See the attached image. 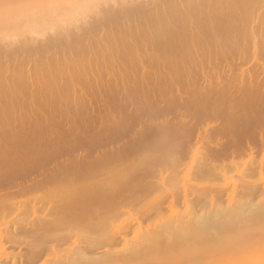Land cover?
<instances>
[{
  "label": "bare ground",
  "instance_id": "6f19581e",
  "mask_svg": "<svg viewBox=\"0 0 264 264\" xmlns=\"http://www.w3.org/2000/svg\"><path fill=\"white\" fill-rule=\"evenodd\" d=\"M5 1H7V0H5ZM5 1L0 0V5H2V7L0 6V8L4 9V6H5L4 11H1V9H0V43L1 44L2 43H9V47H10V44H13V46H14V44H16L18 47L17 48L15 46L17 48L15 51H11L12 49H9V48L3 49V51L9 49L8 51L15 53V54H13V53L11 54L14 56V58L11 56H8L10 54H8L9 52L6 53L7 51H5V53L3 52L4 53L3 56H5V57L8 56V58L6 57L7 60H5L6 59L5 57H3V59H1V54H0V94L2 91V94L0 96L4 97L0 100H3V99L6 100L7 99L6 97L10 96L9 99L6 100L7 104H8V102L10 104V102L12 101L13 96L11 97V94L16 92V88H15L14 92H10V91L7 92L6 91L5 93L1 89L3 88L4 84L9 85V86L11 85L10 87H12L13 85L16 87L21 82H23V81L25 82V79L21 78L24 74H28L27 77H28L29 81L31 80V82H32L31 94H34V95L30 94V91L28 90L29 88L27 89L28 86H26V82H25V83H22V84H25V86H23L22 84L21 85L23 87H19L21 85L17 86V88L19 87L18 88L19 90H17L18 96L20 95L19 93L23 92L24 94L22 93L20 96L23 95L24 97H26V99L29 100L30 97L28 98V96L31 95V97L32 96L33 97L30 100L34 104L36 99H38L37 101H39V99L42 100L44 96L50 95L49 97L51 99L48 98L47 103H49V105H50L53 102V105H54L53 109H55V111L57 108V103L60 102V104H58L60 106V110H66L67 111L69 109L73 110V108H74V110L72 112L75 113L77 111L76 113H78V114L82 112V109H84V107L86 109L88 104L92 102L91 97H93L92 96L93 94L96 95L97 93L101 92L98 90V89H100L99 85L106 83L105 85H107V87L104 86L105 89L110 88V89H108V92L104 91L102 94L111 93L112 91H114L113 90L114 88L118 89V90L119 89H125L128 86H134V88H135L136 87L135 84H138L140 86L142 84V82H144L146 80V79L143 80V78H142V80L139 83L138 80L141 79V78H139V75H142V77H144V78L152 76V77L158 78L159 81L162 78L167 77V76L170 77L171 80L175 79V81H177L176 79H178V81L179 80L181 81L184 78V75H186V78H192L193 75L196 74L197 76L195 75L196 77L194 76V79H198V78L201 79L202 78V82L205 83V84L202 83L200 80V82L202 84H204V85H200L201 87H199V88L203 89L202 91H201V89H199L202 93L200 91H198V92L195 91L196 90L195 88H197L198 86L195 85L197 81L194 80L193 85L197 86V87L194 88L195 90H193V94L195 93L194 96H196V97L193 96L194 99H192L193 97L191 96L193 103L191 101H190L191 104H189L190 103L189 101L184 102V103H186V105H189L190 108L195 107L192 109V110L196 109L195 111H197L195 117L199 116L198 115L199 114L198 108L196 106L197 105H198V107L200 106L199 107V109H201L200 115L201 116L206 115V117H204L206 119L209 117V114H214V113L219 114V112L221 114V110L223 112L224 109H225V114L228 115L227 109H230L233 105L235 106V104H237V102L241 106H239V104H238L235 108H237V107L243 108V106L246 104L245 102L247 100H250L251 102H253L255 99L259 98L260 95L257 96L258 94H261V95L264 94V93L262 94L260 84L257 80L258 75L256 76V78L255 77L252 78L251 74L248 73V75L250 77V80H249V78L246 77L247 73L245 72V71H247V69H246L247 67L245 68L246 69L245 71H241L239 69L240 66L242 65L239 62H241V61L247 62L250 60V59H248V57H250V58H252V60H254L256 62V64H258L260 66V69L262 71V75H264V62L261 61V56H262V60H264L263 59L264 58V0H19L18 1L19 5H17L18 3L16 2L17 7H14V5H13V2L16 0H14V1L11 0V2H12L11 5H13V6H6L7 4H9V1H7L8 2L7 4H5L6 3ZM39 37L40 38L42 37L41 38L42 40L40 39L41 41L38 40ZM36 40L40 42V45H39V42H36V43H38V45H35V44L32 45V43H34ZM61 41H63V44H64L63 46H60L61 44L59 45V42H61ZM3 45H5V44H2V46ZM25 45H29V46L25 49H22V47ZM3 47H6V45ZM32 47H35V49L38 48L35 51L37 57L29 60V62H28L29 66L27 65L28 67H26L25 66L26 64L24 63V66H25L24 67L22 65V63L20 64L21 61L18 59L20 56L19 54H20V52H24V50L32 49ZM13 49H14V47H13ZM0 50L2 51V49H0ZM16 53H19V54H16ZM250 54L252 57L250 56ZM9 57H11L10 58L11 60H8ZM4 60L7 62L13 63V66H12L13 68L11 70L9 69V66H8V69L4 67L5 66ZM7 62H6V67L8 64ZM116 63L120 64L119 68L115 67ZM146 63H147V65H146ZM247 63L250 64L249 62H247ZM2 64H4V66ZM20 65H22V66H20ZM1 67H4V71L1 70L2 69ZM196 69H197V72H195ZM238 69H239V71L246 73L245 77L248 78V80H249L248 83L250 84V85L248 84L250 86V87H248V88H250L249 90L246 87V86H248V85H246V83H245V85H246L245 87L247 88V90L244 89L245 88L244 84H243L244 88L242 87V85L239 88L236 86L238 81H240V78H238V77H237L238 79L236 78V76H238V74H237ZM109 70H110V72H109ZM103 71H106L108 74H105L106 72H103ZM111 71H113L112 72L113 75L112 74L109 75V73H111ZM115 71L118 72L117 75H116ZM139 72H141V73H139ZM114 74L116 75L115 77H113ZM127 74H129L128 77L131 74V78L134 75L133 76L134 78H132V79L130 78L131 80L135 81L134 85H133L131 80L129 81L128 77H127L128 82L125 79V76H127ZM242 74L243 73H241V76H242ZM106 75L110 76L107 78H108V80H111V81L106 82V79H107ZM117 76H118V78L120 76V79H117ZM181 76H183V78ZM95 77H97V78H95ZM99 77H100V79H98ZM102 77L105 79H103ZM121 77L124 78V80ZM136 77H138L139 79H137ZM179 77L182 79H179ZM225 77L226 78L229 77V79L228 78L226 79ZM234 77L236 78V80H238L237 83L233 82L235 80ZM93 78H94V80L92 81ZM101 78L103 79V81L105 80V82L102 81L103 82L102 83ZM112 78H113V80H112ZM114 78L119 80L121 82L120 83L121 85L118 84V82L116 83V80H114ZM223 78H225L224 81H223ZM231 78H233L234 80ZM96 79L100 80L101 83L97 82ZM214 80H217V81L214 82ZM18 81L20 83H18ZM136 81H137V83H136ZM146 81L147 82L151 81L153 84L156 83V82H153L152 78H150V79L148 78ZM146 81L144 82V84L145 83H146V85L149 84V85H151L150 87L153 86L152 84H150L151 82L147 83ZM175 81H173L174 84H175ZM108 82H110L111 84L108 85ZM181 82H180V84H181ZM244 82H247V81L244 80ZM93 83H97V84L100 83V84L98 86H96L97 84H94V86H95V88H97L98 92L96 91V93L94 92L92 94L90 92V90L87 91L88 92L87 94L89 95L88 99H90V101H91V102H89V100L87 99L88 95H87V97H85V99L88 101H86L83 98L86 95L85 90H88L89 88H91V90H92ZM112 83L113 84L116 83V85H118L117 88L115 87L116 85L114 86ZM127 83H131L132 85L131 84L127 85ZM158 83H159V86L157 85ZM158 83H156L155 85H157L159 88L154 85V88L151 90V88L149 86H147V91L144 92V94L148 93V91H150V90H151V92H153L155 89H156L155 91H158V90L163 89L165 87V82H163V84H162V85H164V87L160 85L161 81ZM178 83H176V84H178ZM76 84H77V87L79 86L78 88L76 87ZM122 84L124 85V88L121 87ZM103 85L101 86L102 89L104 88ZM138 85H137V87H138ZM143 85H141L139 87L140 89H138V88H135V89L136 90L138 89L143 93V91L146 90V88H145L146 85H144L145 87ZM184 85H186V84H184ZM184 85H182V86H184ZM191 85H192V83H191ZM238 85H239V83H238ZM110 86L113 88L112 90H111ZM142 86L145 88L143 91L141 90ZM160 86H161V88H160ZM166 86H168V85L166 84ZM188 86L186 85L182 88H185V87L187 88ZM234 86H236L238 89L235 88ZM23 88H24V91H23ZM72 88H74V89H72ZM80 88L85 89V90H83L85 92V94L82 92L84 94L83 97H81L82 95H79V93H81V91L77 90ZM128 88L125 91L127 92L128 90H130V94L133 93V92H131V89H128ZM149 88H150V90H149ZM12 89H14V88H12ZM102 89H100V90H102ZM20 90H22V92H19ZM26 90L28 91V94H26L27 93ZM109 90H110V92H109ZM190 90H192V89H190ZM197 90H198V88H197ZM72 91L74 93L76 91H79V93L76 92L75 94H77V96L79 95L81 97V99L79 96H78V98L80 100H78V98L75 99L74 97L70 98V96L73 94ZM117 91L112 93L111 95H112V97H114V98H112L113 101L115 99L116 101H114V102H116V105L118 106V104H117V102H118L117 97L118 96L115 94L120 93V92L119 91L117 92ZM123 91L121 93H123ZM164 91H166V90L163 89V91H159L158 95ZM235 91L239 92V93H237V94H239V96L234 95L236 93ZM67 92L69 93V95L67 94ZM89 92L91 93V95L89 94ZM184 92H187V91L185 90ZM199 92H200V94L196 95V93H199ZM8 94H9V96H8ZM100 94L95 96V98L97 97L96 100L94 97L92 98L93 101H96L97 103H99V106H100V102H99L98 98H99ZM128 94H126V95H128ZM144 94H142V95L144 96ZM162 94H160V95H162ZM191 94H192V92H191ZM113 95H115L117 97H115ZM228 95H231V98L230 97L226 98ZM232 95H234L235 97L233 96V98H232ZM134 96H135V94H134ZM143 96H141V97L145 100L144 97H147L148 95H146L144 97ZM177 96H179V94H177ZM240 96H243V98L245 100V102L243 101L244 103L241 100H239V98L240 99L242 98ZM256 96H257V98H256ZM101 97H102V100H100L102 103L101 107H104V106L107 107V105L110 106V104H108L107 100L106 99L104 100L103 95ZM101 97H100V99H101ZM106 97H107V95H106ZM108 97H110V96H108ZM130 97L133 98L132 96H130ZM136 97H137V95H136ZM149 97H147L148 99L146 98L148 101H150ZM237 97H239L238 98L239 101H237ZM260 97H262V96H260ZM234 98H236L235 101H237V102L232 101V99H234ZM262 98L264 100V97H262ZM22 99L25 101V98H22ZM22 99H21V101H22ZM121 99L122 98H120V101H122ZM139 99H141V98H139ZM169 99L172 100L173 98L171 99V96H170ZM191 99H188V100H191ZM259 99H261V98H259ZM71 100L73 101L72 105H71ZM81 100H83L84 102ZM147 100L146 101L139 100V103H140V101L142 102V105H143L142 107H144V104L146 106L147 103L148 104H147L146 108H149V106H151V107L153 106V102L155 100L152 101V99H151L150 102H152V105H150L151 103L149 104V102ZM164 100H162V101H164ZM186 100H187V98H186ZM225 100H226V102H225ZM227 100H231V101L227 102ZM24 101H22L23 104H24ZM44 101L46 102V100H42V102L39 101L38 103H40V102L43 103ZM108 101H110V100L108 99ZM120 101L118 102L119 104H120ZM159 101H161V99ZM25 102H28V101L26 100ZM54 102L56 105L54 104ZM85 102H86L87 106L84 105ZM112 102H111V105L113 106L114 102L113 103ZM262 102H264V101H262ZM0 103H1V101H0ZM121 103H123V101ZM133 103L134 102L132 101L131 105ZM139 103H137V106L140 105ZM156 103H157V100H156ZM241 103H243V104H241ZM173 104H179V103L175 102ZM173 104H171V105H173ZM193 104H195L196 106ZM252 104H253L252 105V108H253L254 103H252ZM5 105H6V103H5ZM5 105H2V107H6ZM12 105L9 106L11 108V112H9V114L13 116V114L16 111L13 110L14 108ZM15 105H17L16 102H15ZM25 105H26V103H25ZM116 105H114V107ZM123 105L124 104H120V107ZM165 105H166V103H165ZM247 105L249 106V104H247ZM247 105H245V106L248 107ZM255 105H256V102H255ZM261 105H262V103H261ZM55 106H56V108H55ZM137 106H136V108H137ZM2 107L0 108V110L3 109L1 111V113H3V116L0 117V121L2 120L3 122L1 121L0 123L1 124L3 123V126H4V124H6V120L9 121V119L10 120L14 119V118L16 119V117H14V118L10 117L8 119V116H6L7 111L5 110V108H2ZM15 107H16L15 110H17V106H15ZM42 107H43V105H42ZM51 107H52V105H51ZM88 107L91 109L90 104ZM124 107H126V106H124ZM139 107H141V105ZM139 107H138V109H140ZM142 107H141V109H142ZM176 108H175V110H176ZM250 108H249V110H247L248 109L247 108L245 111H243L241 109L240 110L238 109L239 110L238 111L235 109L237 111V113L240 111H241L240 113H242V111H243V113L242 114L239 113L240 115L237 114L238 116H236V115L234 116L233 114L236 113V111L233 110L232 113H230V115L228 117L226 116L227 118L223 117L222 122L224 121V118H226L225 122L222 123V124H224V128L219 127L218 131L220 132V128H223V131H225L224 132L225 135H227L228 133L230 135L238 134V136H239L238 140H240V142L242 141L241 140L242 138H245L247 140L249 138L250 139L252 138V140H250L251 144H252L253 143L252 141L256 138L252 137L253 134L249 130V128H250V126H251V128L253 127L252 130L254 131V129H256V127L258 125V130H259L260 129L259 124H261L259 122H261L262 119L259 116L254 115L255 113H253V115H252L253 111L251 110L252 108L251 109ZM6 109L8 110V108H6ZM98 109H99V107H98ZM153 109H154V114H155L156 113L155 111H157L159 109V107L157 109V107L154 108V106H153ZM164 109L162 108V110H164ZM18 110H20V109H18ZM18 110H17V112H18ZM25 110H28V109H25ZM43 110H45V109L43 108ZM50 110H52V109H50ZM80 110H81V112H80ZM89 110H88V113L91 112ZM152 110L149 112L150 113L152 112V114H153ZM189 110H191V109H189ZM231 110H230V112H231ZM13 111H14V113H12ZM66 111H64L65 114L67 113ZM166 111L170 112L171 110L168 111V109H166ZM174 111H173V113H174ZM247 111H250L251 113L246 114ZM35 112H36V110H35ZM48 112L49 111H47V113ZM68 112H70V111H68ZM72 112H70V113L73 114ZM83 112L85 113V111H83ZM144 112H146V111H144ZM149 112L148 113L146 112V113L148 115H150ZM179 112H177V113H179ZM112 113H114V111ZM177 113L175 112V115ZM95 114H96V112H95ZM116 114H117V112H116ZM170 114H172V113H170ZM215 114L212 116H215ZM223 114L224 113H222L221 115H218V119L220 116H223ZM18 115H20V114H18ZM88 115L90 116V114H87V117H89ZM250 115H252V116H250ZM261 115H262V117L264 116L263 113ZM54 116L55 115L53 114V117ZM76 116H74V118ZM81 116H82V114H81ZM91 116H93V115H91ZM55 117H57V116H55ZM192 117H194V116H192ZM215 117H214V119H215ZM35 118H37V117H35ZM54 118H53V120H54ZM70 118H72V117H70ZM178 118H179V116H178ZM212 118H210V120L208 119V121L205 120L206 121L205 123L208 124L207 122H209V121H211V122L213 121L212 123H214V119H212ZM133 119H135V117H133ZM133 119H132V121H133ZM157 119H159V118H157ZM198 119L201 120L200 121L201 123H198V124L202 125L204 123L203 120L201 119V117ZM46 120H48V117ZM68 120H70V119H68ZM194 120L197 121V118ZM52 121H51V123H52ZM61 121H63V120H61ZM147 121H149V120H147ZM73 122H74V120H73ZM91 122H90V124L89 123L88 124L92 125ZM125 122H126V120L124 122L123 121L119 122L120 124L123 123L122 125H120L119 131H120V129L123 131L126 130L124 128L126 126V124H124ZM141 122H143V121H141ZM167 122L169 123V120ZM183 122H184V120H183ZM197 122H199V121H197ZM197 122L193 121L191 123H197ZM216 122H218V121L216 120ZM220 122H221V120H220ZM60 123H62V122H60ZM74 123L76 124V122H74ZM62 124H61V126L62 127L64 126V128H65L66 124L65 125H62ZM79 124H80V122H79ZM152 124L151 125L149 124V125L152 126ZM159 124H162V123H159ZM175 124H180V122L179 123L176 122ZM175 124H173V127ZM183 124L181 123V125H179V127H182L181 132H177V133H179V135L181 133V137L183 135V138H184V136L185 137L187 136L186 133L188 130H187V127H185L186 133L182 134V131H185ZM198 124H196V125H198ZM238 124H240V125H238ZM253 124H255L256 127H254L255 125L253 126ZM134 125L132 123V126H134ZM142 125H144V124H142ZM142 125H141L142 128L141 127L140 128L143 131ZM189 125L192 126L193 124H189ZM189 125L187 124L188 127H189ZM203 125H202V127H203ZM209 125L210 126H208V125L207 126H208V128L210 127V130H211L212 125L210 123H209ZM61 126H59V127H61ZM76 126H74L75 129H76ZM132 126H130V128ZM136 126H138V125H136ZM157 126H158V124H157ZM193 126H192V128H193ZM200 126H199V128H200ZM207 126H205L206 129L204 127L203 128L201 127L202 132H204L206 130L205 131L206 133L204 132L205 133L204 136H202V135L197 136L198 135V128L197 127H196L197 129L194 128V133L196 132L195 136H197L201 139V140H198V138H197L196 139L197 142L202 141L203 143L204 142H207L209 144L212 143V139H211L212 137L209 136V135H212V133L207 135V132H208ZM240 126H243V127L240 128ZM261 126H263V125L261 124ZM42 127H43V125H42ZM47 127H48V124H47ZM170 127H167V128L170 129ZM175 127L179 128L178 125H176ZM9 128H11V127H9ZM50 128H51V126H50ZM83 128H85V127H83ZM137 128H139V127H137ZM160 128H159V130H162V127H160ZM214 128H216V127L214 126ZM263 128H264V126H263ZM42 129H44V128H42ZM48 129L49 128H47V130ZM85 129H87V128H85ZM112 129H114L113 130L114 133H116V131H117L119 135L117 133H116L117 135L116 134L115 135L110 134L111 135V137H109L110 141L113 140V138L115 136L122 135V134H120V132H122V131L119 132L118 130H115V128H110V130H112ZM133 129H131L130 131H132ZM149 129H151V128L149 127ZM169 129H167V130H169ZM171 129L174 130L173 128H171ZM54 130H55V127H54ZM54 130H53V132H54ZM73 130L71 131L72 135L75 134L73 132ZM165 130H166V128H165ZM179 130H180V128H179ZM212 130H215V129L212 128ZM34 131H35V129H34ZM36 131H35V133H36ZM79 131H81V129ZM142 131H140V133ZM176 131H177V129H176ZM215 131H217V130H215ZM218 131H217V133H218ZM223 131H221V132H223ZM262 131H264V129L261 128L259 130L261 136L258 138L264 137L263 136L264 132L262 133ZM18 132H19V130H18ZM31 132H29L30 135H31ZM56 132H58L57 129L54 133H56ZM61 132H59L60 138H63V136L65 137L66 133L69 134L70 130H68V132H66L65 130L61 131ZM144 132L142 134H144ZM146 132H147V135L145 133L144 136H142L139 133L141 135V137H145V135H146V137L143 139L138 135V133H136V135H138L139 138L137 136V137H135V141H132L133 143L129 142V144H130V145L128 144L130 146L129 151L126 150L127 148L124 147L125 149L123 148V152H124V150H126V152L122 153V148L119 147L120 150L119 149L118 150L120 153L118 156H116L117 154L116 155L113 154L114 156L113 155L109 156V154H107V150L106 151L103 150L104 152L98 151L97 153H95V156L93 158H88V159H86L84 156H80L77 154L74 157V159H72V157H69L68 159H66L65 160L66 163H64V160H63V162L59 161L58 164L55 165V167L53 166L54 167L53 170H52V168H49V170H47L45 172L44 170H46V168L43 169V171H41L40 174L38 175V176H40V178L30 176L31 177L30 179H28V177L27 178L25 177L26 180L24 182H15V185L18 189L16 188V190L13 194V196H14L13 197L14 199L12 198L13 200H15L16 197L19 195H20V197H21V195L25 196L28 193H31L34 191H36V192L37 191H43V192L47 191V192H53V193H55V191H56L57 193H55L56 195H53L52 202H50L51 204L49 206L50 209L48 208L49 210H51V214H49L50 211L47 210L49 217H47V214L45 215L46 218H44L45 217L44 215H43L44 217L40 215L41 217H40L39 221L37 222V220L35 219V217H36L35 216L34 219L36 220L37 223L34 222L32 224H20L21 222L18 221V224H20V225L15 224V226H13L11 229L10 228L6 229V230H9L8 234L5 233V235H4L3 233L0 232V235L3 234V236H0L1 246L5 242V241L3 242L4 236H6V240L7 239L9 240L10 245H12V244H13V246L17 245L18 248H19V246H21V247L24 246L23 247L24 251L19 250L20 253L16 252L17 255L15 254L16 256H13L11 254L12 252L10 253L11 250L9 252H6L7 251L6 248L9 249L7 247L9 245L8 244L6 247H4V251L6 250L5 252H2L0 250V254H1L0 255V264H37L39 262L40 258H43V256H45L46 253L48 254V252H50L49 254H51L52 257H49L48 261H46L48 259V258H46L45 261H43L40 264H117L118 262H122L124 260H132L133 261V262L131 261L132 263H136L134 260L137 261L138 259L145 257L146 251L150 250V249L148 250V248H151V247L152 248H158V246L156 247L155 244L156 243L159 244L158 242L161 243V241L165 238V236H168V239L170 237L172 239L173 238L172 235L174 234L175 235L174 238H176L178 236V237H181V239H183V237L185 235L190 236V237L193 236L194 234L200 235L201 232L203 231V229L205 228L204 226H209V225L213 224L214 220L212 221L210 219V216H208V214H207L208 213L206 211L207 207L206 208L202 207L203 205L204 206L207 205L208 202L204 203V200H205L204 198H207L208 195H210V194L208 193L206 195V192H208V191L206 190V192H205V190H204V192H205V194H204L205 197H204L203 195H201V194H203L202 192H201V194H199L200 186H196V187L194 186V188L198 187V189H196V191H198V193H196V194H198V196L194 200L192 199L193 202H190L191 199H189L190 198L189 195L191 196V193L188 195V192H187L189 189H186V188L183 189L184 194L187 192V195H184V196L189 197V198L185 197L184 200L186 198L189 200V201H187V199H186L185 202H186L189 210L191 209L190 212H189V210L185 211L188 209L186 206L185 207L186 209H184V211L186 213H184V214H187V212H188L189 215L187 214L182 219L178 218V217L174 220H172V218L168 219V220H166L168 222L165 221L166 223L164 221H162V224H160V225L158 223H157L158 225L156 223H154V224H156L155 226H157V227H155V228L150 227L151 229L148 227V230L146 228V230H144V231L142 230L141 233L139 230V234L136 235L137 239L135 240V238L133 237L134 239L132 238L133 241H131V243L125 242L126 245H122L120 243V241H122L125 238L120 237V235L114 236V234H110V236L112 235L113 237L108 238V236H109V234H108L105 238L101 237L102 239H99L96 236L95 237L93 236V238L90 236L88 238H83L80 236V238L76 237V240L74 239V241L70 242V240H71L70 238L74 234H76V236L80 235L77 232L75 233L74 229H76L78 227H81L80 229H83L84 227L86 229H89L90 226H88V228H87V226H85L86 223L84 224L83 222H85L86 220H92V222L93 221L95 222V220L97 221L96 218L105 217L106 214L107 215L111 214L115 218L120 217V215H123V213H124V211H123L124 209L121 210L122 205L125 206L124 204H126V203L136 202L139 199H141V196H140L141 193H143V192H145L146 194H148L149 192L152 193L154 191L153 189L157 188L156 185L154 187V184H153V180L154 179L157 180V178H154V176L157 172L160 173L163 170V168H167L169 166H172L173 168L176 167L178 169L177 166H179V164H180L179 160H181V158L178 159L179 156L181 157L179 151L182 150L180 148L181 147L180 143L182 142L181 140L183 138L181 140L178 139L180 142L179 144H177L178 142L177 143L172 142L174 144L167 146V142L169 143L170 141H172V140L168 141L169 139H167V137H166V136H168L169 132L167 133V135L163 134L162 131H158V130L154 131L153 129H151V130L147 129ZM172 132H171V135H172ZM188 132H190V131H188ZM210 132H214V131H210ZM236 132H238V133H236ZM27 133H25V134H27ZM35 133H33V134H35ZM76 133H77L76 135H78L79 137H81L83 135V138L78 137L80 139V141H79L77 136L73 135L74 139H77L76 141H74L75 144L77 142L81 143V141L83 143L84 140H89V139H90V141H93V139L95 138L92 136L93 139L91 140V137L88 138V135L87 136L85 135V137L87 139H84L85 137H84L83 132H82L83 134H80L81 132H79V134H78V131ZM97 133L100 134V132L95 131V134H97ZM224 133H220L221 136ZM48 134H50V133L48 132ZM162 134H163V136H162ZM189 134H188V138L186 137L188 140H189ZM213 134L217 135L216 132ZM256 134L258 136V133H256ZM38 135L40 137V134H38ZM61 135H63V136H61ZM101 135H103V134H101ZM101 135L96 136V137H98V138H96V140L99 142L98 143L99 145L101 144L100 141L104 142L103 141L104 138H102V139H100L101 137L99 138V136H101ZM134 135H132V136H134ZM175 135H176V133H174V136L172 135V137L175 138L176 137ZM192 135H193V133L190 134V136H191L190 138L192 140H195V139H193L194 135L193 136ZM225 135H223V136H225ZM56 136L59 137V134H57ZM68 136L71 137L70 134ZM68 136H66V137L68 138ZM112 136H114V137L112 138ZM128 136H130V135H128ZM234 136H236V135H234ZM18 137H19V133H18ZM44 137H45V135H44ZM51 137L53 138V136H50V138ZM66 137L63 138L62 140L63 141L66 140L67 139ZM41 138H43V137H41ZM72 139L70 138V139L66 140L67 142L65 141V143H66L65 144L66 146L64 145L65 149L68 147L69 148L68 150L72 151V149H73V151H74L78 147V144L75 145L73 143ZM98 139H100V140H98ZM105 139H108V137ZM22 140H24V139L22 138ZM175 140H177V139H175ZM183 140H185V139H183ZM190 140L189 141L185 140L187 142H185V141H183V142L189 144V143H191ZM11 141H13V140H11ZM18 141H19V139H18ZM213 141H214V139H213ZM228 141H229V138H228ZM250 141L246 142V140L245 141L243 140V142L246 143L248 146V150L246 149V152L249 150H252L254 147V146L251 147ZM20 142H22V141H20ZM106 142H108V141H106ZM183 142H182V145L184 144ZM195 142L192 143L193 145L191 144V146L194 147V144L197 143V142L196 143ZM243 142H241V144L238 142L240 144L238 146L239 149L238 148H236V149L241 151L240 149L242 147L243 148L245 147V146H243V144H244ZM59 143L61 144L60 139H59ZM68 143H70V145ZM213 143H212V145H213ZM226 143H227V141H226ZM233 143L237 144V141L235 140V142H233ZM216 144L214 146H212V145H210V146H212V148L213 147L215 148ZM92 145H95V144H92ZM219 145H223L222 142ZM241 145H242V147L240 148ZM54 146H56V144ZM73 146L76 148H74ZM126 146H127V144H126ZM191 146L189 147L187 145L186 149H188V148L191 149L192 148ZM227 146H229V145L227 144ZM62 148H63V145H62ZM210 148H208L207 150L202 149L203 153L201 155L202 157H200L202 159H200L201 161H200V165H199L200 171L205 172V171L214 170L218 166L216 163L217 162L216 160H217L218 154L222 151L221 150L219 151L217 148L215 150L214 149L212 150ZM232 148L233 147H231V149ZM95 149H96V147H95ZM186 149L184 148V150H186ZM220 149H221V147H220ZM228 149L225 150V148H224V150L227 152H228ZM216 150H218L219 153L216 152ZM38 151L41 152L42 150L38 149L37 152ZM191 151H195V150H191ZM191 151L190 152L188 151V152L191 153ZM236 151L237 150H235V152ZM244 151H245V148H244ZM40 152H38V153H40ZM199 152H200V149H199ZM233 152H234V150H233ZM181 153H182V151H181ZM196 153H198L197 150H196ZM43 154L45 155L44 157L46 159L48 157L47 154L46 153H43ZM185 155H187V154H185ZM226 155H227V153H226ZM27 156L29 158V155H27ZM193 157H194V155H193ZM197 157H199V156H197ZM228 157L226 156L225 158H228ZM218 158H222V157H218ZM33 160H30V161L33 162ZM47 160L50 161V159H47ZM221 160H219V161H221ZM60 162H62V163L60 164ZM192 162H193V160H192ZM36 163H37V161H36ZM183 163H184V161H183ZM194 163H196V162L194 161ZM188 164H189V161H188ZM255 165L257 166V164H255ZM262 166H263V164L260 165L261 168H262ZM260 167H259L258 171H260L259 173H261L263 175ZM116 170H118V173L120 172V174H118L116 172ZM121 170H123V171H121ZM125 170H127L128 172H132V175L135 176L136 180L138 178L143 179V177H144V181L142 183L138 182V184L140 183V185H137V187H136V185H135V187H132V188L129 187V185L126 184L127 182L126 183L123 182V181H126V179H125L124 175H123L124 176V179H123V176L121 174V172L124 174ZM188 170H189V168H188ZM230 170H231V168H230ZM12 171H14V170H12ZM12 171L10 172L11 174H12ZM136 171H139V172H136ZM173 171H175V169ZM195 171H196V169H195ZM0 172L2 173V171H0ZM7 172H9V171H7ZM112 172H113V175L115 177V181H116L115 185L116 186L114 185L115 182L113 184H111L108 182L107 177L104 178L106 175H108ZM191 172L192 171L190 170V174H191ZM240 172H239L238 176H241L242 173H240ZM139 173L140 174L144 173L143 177H142V175L140 177ZM145 173L148 176H146ZM221 173L224 174V176L226 175L225 174L226 172L223 173L221 171ZM4 174L6 176L10 175V174L7 175L6 171H5V173H3V175ZM222 174H220V175H222ZM237 174H238V172H237ZM14 175H15V173H14ZM116 175H117V177H116ZM136 175L139 177L137 178ZM100 176L102 177V179H100L101 178ZM150 176H152V178H150ZM3 177H2V179H3ZM9 177H8V179L10 182L11 178H9ZM148 177L150 178V180L147 179ZM186 177H184V179ZM231 177L232 176L229 175V178H231ZM241 177H239L238 180L236 177V181L234 183H237V181H240L242 179H244V180L241 181L239 183V185L233 184L234 188H233V190H231L232 191L231 192V199H229V205L230 206L228 207L229 209L227 210V216L225 213V217H227V220L230 219V221L228 223H231V220L233 218L236 219V218L241 217L242 213L247 211L248 208H249L248 211L253 212V209H256L257 205L260 207V211L262 213H264V184H263V186H261V183H260V186H258L257 184L254 185V184L248 183L249 179L248 180L246 179L248 177V175L246 177L245 173H243V177L242 178ZM120 178L122 179V182L119 181ZM4 179H7V177ZM105 179H107L108 185L107 184L104 185L105 182H103V181H106ZM151 179H153V180H151ZM231 179L233 180V178H231ZM158 180L160 181V179H158ZM186 180H187V178H186ZM195 180L197 181V179H195ZM137 181H135V182H137ZM161 181L163 182V179ZM230 181L228 180L227 182L229 183ZM245 181H247V182H245ZM227 182H225V183H223V185H221L223 190H224V188L226 189L225 186L228 184ZM188 183H191V182H188ZM201 183H200V185H201ZM6 184H7V182H6ZM123 184H124V187H123ZM135 184H137V183H135ZM157 184H158L157 186L159 187V185H161V182L158 183V181H157ZM230 184H231V182H230ZM111 185H113V187H115L114 188L115 190L112 188ZM187 185L188 184H186V186ZM204 185H205V183H204ZM106 186L108 188L111 187L112 188L111 192H113V193H109L110 190H108V188ZM180 186H183V184ZM186 186H184V187H186ZM217 186H219V185H217ZM210 187H213V186H210ZM179 188H182V187H179ZM192 188H193V186H192ZM192 188L190 187V191L193 192V190H191ZM201 188H202V186H201ZM207 188H209V187H207ZM63 189H65V190H63ZM204 189H206V188H204ZM169 190L171 191V189H169ZM17 191L19 192V194ZM177 191H179V189H177ZM180 191L178 192V195H180V194L182 195V193ZM212 191L210 193L213 195L212 196V198H213L216 195H214L215 192L213 193ZM174 192H172V193H174ZM172 193H169L168 196L170 197ZM174 194H172L173 198H174ZM192 194H194V193H192ZM235 195H236V200L234 201ZM168 196H166V197L169 199ZM194 196H195V194L192 197L194 198ZM201 196H203V197H201ZM180 197L181 196H179V199L182 198V197L181 198ZM216 197H218V196H216ZM17 198H19V197H17ZM176 198L177 197L175 194V198L171 204H173L174 202L176 203V200H175ZM210 198H211V196H210ZM21 199L19 200V202L22 201L21 203H24V201H26V200H21ZM29 199H31V198H29ZM43 199L46 200V198H43ZM168 199H166V200L168 201ZM172 199H170V200L172 201ZM31 200H33V199H31ZM206 200H208V199H206ZM206 200H205V202H206ZM27 201H29V200H27ZM38 201L41 202L40 200H38ZM164 201L159 202L161 205L159 203H157L159 205L155 204V206H157V207H155V209L161 210L162 208H160V207H162V205L164 206V204H166V202L164 204L162 203ZM213 201L211 202L212 205H213ZM217 201H218V199H217ZM0 202L2 205L3 202L1 200H0ZM16 202H14V203H16ZM46 202L49 203V200H46L44 202V206L46 205V207H47ZM180 202H181V200H180ZM188 202H190L192 205L189 204V205H191V206H189ZM253 202H255L257 205L253 204ZM168 203L170 204V202H168ZM20 204H19V207H20ZM26 204L28 205V202ZM30 204H32V203H30ZM182 204H183V206H185L184 201ZM227 204H228V202H227ZM251 204L256 205L255 208L252 209V211L250 210ZM1 205H0V207H2L4 204L2 206ZM212 205H210V208H215V206L213 207ZM218 205L222 206L221 204H218ZM218 205H216V208ZM23 206H24V204H23ZM42 206H43V203H42ZM24 208H25V206H24ZM226 208H227V206H226ZM226 208L223 207V209H225V210H226ZM37 209L39 210V208H37ZM37 209H36V211H37ZM150 209H153L152 211H154L153 207L148 208L149 211H150ZM203 209L207 213L206 212L204 213ZM25 210H27V209L25 208ZM180 210H181V208H180ZM211 210L213 211V209H211ZM211 210H210V212L213 213ZM122 211H123V213H122ZM0 212L3 214V216L5 214L4 217H6V213H5L6 209H0ZM38 212L39 211H37L36 214ZM151 212H150V214H152ZM160 212L161 211H158V213H160ZM153 213H155V211ZM215 213L217 215H219L218 210L215 211ZM150 214L148 213L147 215L149 216ZM176 214H177V212H176ZM205 214H207V215L205 216ZM216 214H214V215H216ZM249 214L251 215V213H249ZM254 214H257V213H254ZM132 215H135V213L134 214L132 213ZM136 215H137V218L135 216L134 217L136 218V222H138L139 221V220H137L138 214H136ZM145 215L146 214H144V216ZM245 215H246V213H245ZM148 216H146L145 221H147ZM247 216H248V214H247ZM0 217H2L1 214H0ZM42 217L44 218L43 220H42ZM130 217H132V216H130ZM130 217H127V218L130 219ZM135 218L132 217L131 219L134 220ZM141 218H142V220H141ZM164 218H165V216H164ZM168 218H169V216H168ZM34 219H32V220L34 221ZM131 219L129 220L130 223H131ZM144 219H145V217L143 218V215H142L140 217L141 222H143ZM218 219L219 218H217V221H218ZM12 220H13V218H12ZM14 220H15V218H14ZM21 220H23V219H21ZM162 220H164V219H162ZM15 221L13 223L17 222V221L15 222ZM211 221H212V223H211ZM217 221L215 220L216 223H217ZM243 221L245 222L246 218ZM25 222H28V221L26 220ZM92 222L90 221V223L88 222L89 224L88 223L87 224L90 225ZM134 222H135V220H134ZM157 222H160V220ZM236 222L239 223L240 221H236ZM244 222L241 224H244ZM5 223H7V221ZM81 223H83V224H81ZM124 223L122 222L123 227H127V229H129V227L132 228L131 224L129 225L128 222H127L128 223L127 226H125L126 222H124ZM139 223H140V221H139ZM238 223H235V224L237 225ZM79 224H81V225L79 226ZM142 224L143 223L139 224L140 228H141ZM222 224H223V222H222ZM7 225H8V223H7ZM10 225H12L11 222L8 226H10ZM82 225H83V227H82ZM202 225H204L203 229L201 228ZM136 226H137L136 228L139 229L138 225H136ZM239 226H240V224H239ZM144 227L142 226V229ZM237 227H238V225H237ZM245 227H248V226L246 225ZM85 228H84V230H86ZM90 229L93 230L92 228H90ZM135 231H137V230H135ZM223 231H225V230H223ZM24 232H32L33 234L25 236V235H23ZM94 232H95V230H94ZM170 232H172L173 234L171 235ZM244 232H245V230L242 227L240 234L242 235ZM106 234H107V232H106ZM106 234H104V235H106ZM104 235L102 233V236H104ZM205 235H206V233H205ZM230 235H229V239H230ZM2 237H3V240H2ZM196 237H198V236H196ZM227 237L228 236H226V238ZM242 237H243V235H242ZM81 238H83V239H81ZM186 238H188V237H186ZM207 238H208V236H207ZM78 239H80V241ZM218 239L222 240L219 237H218ZM196 240L198 241V239H196ZM167 241L168 240L166 238V242ZM209 241L214 242L213 240H209ZM229 241H231V240H229ZM7 242L8 241H6V243ZM67 242H69V244L67 247L65 246L66 248L65 247L64 248L62 247L63 249L62 248L61 249L55 248L57 245L62 244L61 246H63ZM6 243H4V244H6ZM225 243H226V241H225ZM237 243H239V242H237ZM191 245H190V247H187L184 251H181V252L178 251L179 254L176 255L177 258L175 260H173L172 262H176V264L177 263L188 264L190 262L192 263L193 261L199 262V260H205V257H206L205 253H207L209 251L202 250L203 246L202 247L201 246L191 247ZM202 245H204V244H202ZM1 246H0V248L3 247V246L2 247ZM167 246H170V245H167ZM207 246H208V244H207ZM218 246H221V245H218ZM226 246H227V243H226ZM241 246L242 245H240V247ZM258 246H256V247H258ZM204 247H206V246H204ZM215 247H216V245H215ZM221 247L224 248L223 246H221ZM221 247H219V248L217 247V249H218L217 251H219L221 249ZM237 247H239V246H237ZM256 247L254 246L253 249H255ZM53 248H55L56 251L57 250L58 251L56 252L55 249H53ZM52 249H53L54 253L52 251H50ZM263 249H262V252H263ZM2 250H3V248H2ZM16 250H17V248H16ZM153 250L154 249H152L151 252ZM160 250H161V248H160ZM213 250H214V248H213ZM227 250L229 253V248H227ZM255 250H257V249H255ZM255 250L254 251L251 250V252H252L251 256L247 255V254L251 253L250 251H248V253L246 252V258L245 259L247 260V263L249 262L248 261L249 259L256 258L259 254L260 255L262 254L260 249H258L261 252V253H259V251H258L259 254ZM224 251H225V249H224ZM238 251L239 250H237V252ZM1 252L4 254L6 253V254L5 255L3 254V256H2ZM162 252H159V253L161 254ZM233 252H236V251L233 250ZM255 252H256V254H255ZM225 253L228 254L227 251ZM225 253H224V255H225ZM236 253H234V255ZM8 254L9 255L11 254L13 257L7 256ZM210 254H211V251H210ZM240 254H241V252H240ZM157 255H159V254H157ZM218 255H220V254H218ZM231 255H233L232 252H231ZM243 255H245V253L244 254L242 253V256ZM4 256H6V257L4 258ZM220 256H221L220 258L223 257L222 255H220ZM236 256L238 257V254H236ZM239 256H241V255H239ZM261 257H262V255L260 257H257L256 259H253V261L255 262V260H257V259L259 260V258H261ZM217 258H219V256ZM217 258L214 257L213 259H217ZM169 259L170 258H168V260L165 262L166 264H168ZM207 259H209V261H210L209 256L207 257ZM222 260H223V258H222ZM263 260H264V256H263V259L261 261H263ZM232 261H233V259H232ZM128 262H130V261H128ZM244 262H246V261H242V262H240V264L241 263L244 264ZM254 262H252V263L254 264ZM256 262H255V264H257ZM259 262H258V264H259ZM144 263H146V261ZM199 263H201V261ZM229 263H230V261H229Z\"/></svg>",
  "mask_w": 264,
  "mask_h": 264
},
{
  "label": "rangeland",
  "instance_id": "374dc122",
  "mask_svg": "<svg viewBox=\"0 0 264 264\" xmlns=\"http://www.w3.org/2000/svg\"><path fill=\"white\" fill-rule=\"evenodd\" d=\"M5 1V0H4ZM7 1H9V4H7L8 2ZM7 1H5L6 3L5 4H7L6 6H13L14 5V7H17L16 6V4L18 3V1L19 0H16V1H14L13 2V5H11V0H7ZM17 2V3H16ZM15 3V4H14ZM17 5H19V3L17 4ZM22 5V4H21ZM20 5V6H21ZM1 7H2V5H0ZM4 6V5H3ZM1 9V8H0ZM4 9H5V6H4ZM4 9H1V11H4ZM42 38V37H41ZM40 37L38 38V40L39 41H41L42 39H41ZM41 39V40H40ZM39 41H35L34 43H32V45H38V43H36V42H39ZM31 43V42H30ZM2 44H5L6 45V47H3V46H5V45H3L2 46ZM0 43V46L2 47H0V49H2V51L0 50V54H1V59H3V57H5V56H3L4 55V53H5V51H7L6 53H8V54H10V55H8V56H11V57H13L14 58V56L13 55H11L13 52H11V51H15L18 47H17V45L16 44H14V46H13V44H10V47H9V43ZM61 44V45H60ZM8 45V46H7ZM30 45V44H29ZM29 45H25V46H23L22 47V49H25V48H27ZM39 45H40V42H39ZM59 45L60 46H63L64 44H63V41H61V42H59ZM17 48H16V47ZM13 47H14V49H13ZM31 47V46H30ZM6 48H9V49H12L11 51H8V50H4L3 51V49H6ZM33 49V50H32ZM32 49H28V50H24V52H20V54L19 53H16V54H19L20 56H19V60L21 61H19L20 62V64L22 63V65L24 66V63L26 64L25 66L26 67H28L29 66V64H28V62H29V60L30 59H32V58H35V57H37L36 56V53H35V51L38 49V48H36L35 49V47H32ZM2 52V53H1ZM4 52V53H3ZM11 52V53H10ZM13 54H15V53H13ZM35 54V55H34ZM8 56H6L7 58H8ZM250 56H251V54H250ZM5 57V58H6ZM11 57H9V59L8 60H11L10 58ZM252 57V56H251ZM7 58L5 59V60H7ZM248 59H250L249 61H247V62H249L250 64H248L247 62H243V61H241V62H239L240 64H242L241 66H240V70L241 71H245L246 69H247V71H245L246 73H247V76H246V73L245 72H241V71H239V69L237 70V74H238V76H236V78L238 77V78H240V81H238V80H236V78L234 77V79L233 78H231V79H233L234 81L233 82H235V83H237V81H238V83H239V85H238V83H237V87L239 88V87H241V85H242V87H243V84H244V87L246 86V85H248L249 83V80H250V77H249V75H248V73L249 74H251V77L252 78H256V76L258 77L257 78V80H258V82H259V84H260V88H261V90H262V94L264 93V75H262V71H261V69H260V66L258 65V64H256V62L254 61V60H252V58H250V57H248ZM264 59V58H263ZM4 60V62H5V66H4V64H2L5 68H7L8 69V66H9V69L11 70L13 67V63H11V62H7V61H5ZM13 60V59H12ZM251 61V62H250ZM261 61H263L264 62V60H262V56H261ZM6 62L8 63L7 64V67H6ZM18 62V63H19ZM11 63V64H10ZM245 63V64H244ZM255 63V64H254ZM258 63V62H257ZM22 65H20V66H22ZM28 65V66H27ZM146 65H147V63H146ZM245 67H244V66ZM258 65V66H257ZM18 66V65H17ZM24 66V67H25ZM119 66H120V64L119 63H116L115 64V67H118L119 68ZM4 67H1L2 69V71H4ZM247 67V68H246ZM251 67V68H250ZM244 68V69H243ZM246 68V69H245ZM110 69V68H109ZM251 69V70H250ZM249 71V72H248ZM260 71V72H259ZM103 72H106V71H103ZM109 72H110V70H109ZM113 71H111V73H109V75H113V73H112ZM116 72V71H115ZM195 72H197V69H196V71ZM139 73H141V72H139ZM241 73H243L242 74V76H241ZM261 73V74H260ZM105 74H108L107 72L105 73ZM118 74V72H116V75ZM27 75L28 74H24L21 78H24L25 79V82H26V86H28L27 87V89L30 91V94H31V90H32V82H31V80L29 81V79H28V77H27ZM104 75V74H103ZM109 75H106V78L107 77H110ZM115 74H114V76L113 77H115L116 76ZM128 75L129 74H127V76H125V79L127 80V82H128V79H129V81L132 79V78H134L133 76H132V78H131V74H130V76L128 77ZM196 74H194L193 75V79L192 78H186V75H184V78H183V76H181L182 78H180L179 77V79H182L181 81L179 80L178 81V79H176L177 81H175V79L174 80H171V78L170 77H164V78H162L160 81H161V83H160V85L161 86H163L164 87V85H162L163 84V82H165V87L163 88L164 90H166V91H164V92H162V93H160V94H162V95H158V92L159 91H163V89H160V90H158V91H153V92H151V90L154 88V85L156 84V83H158V82H160L159 81V79L158 78H155V77H152V76H150V77H142V75H139V78H141L140 80H138V82L140 83V81L142 80V78H143V80H147L148 78L150 79V78H152V80H153V82H156V83H152L151 81V83L150 82H147L146 80V82L147 83H150V84H152L153 86L152 87H150L151 85H149V84H147L146 85V83L144 84V82H142V84L141 85H146V90L145 91H143L145 88L142 86V88H141V90L143 91V93L140 91V90H138V89H140L139 87L141 86H139L138 84H135L136 85V87L135 88H138L137 90L134 88V86H128V87H126L125 89H113L111 86V90L113 89L114 91H112L111 93H104V94H102L104 91L105 92H108V89H110V88H106L105 89V87L104 86H106L107 87V85H105L106 83H103V82H105V80L103 81V79H105V78H101L102 80H101V82L104 84H101V85H99L101 82H100V80H97L96 79V81L97 82H100L99 84H97V83H93V88H92V90H91V88H89L88 90H85V89H82V88H80V89H77V90H79V91H81V93L83 92L84 94H85V92L83 91V90H85L86 91V95L84 96V94L82 93H79V91H76L77 93H79V95H82L81 97H83L84 96V98L83 99H85V97H87V91H89L90 90V92L93 94L94 92L96 93V91L98 92V90L99 91H101L100 93L103 95V97H104V100L106 99L107 100V102H108V104H110V106L109 105H107L105 102V104L107 105V107L106 106H104V107H101V101L100 100H102V95L100 94V93H97L96 95H98V94H100L99 95V98H98V100H99V102H100V106H99V103H97L96 101H93L92 100V98L94 97L95 98V96L96 95H92L93 97H91V101L93 102H91L90 101V99H88L89 98V95H88V97H87V99L89 100V102H91V103H89L90 104V106H91V109L88 107L89 106V104H88V106H87V104H86V102L84 103V105H86L87 107H86V109H85V107H84V109H82V112H81V110H80V112L81 113H74V112H72L73 110H74V108H73V110H71V109H69V110H60V106L58 105V104H60V102L59 103H57V108H56V106H55V108H56V111H55V109H53V107H54V105H53V102L49 105V103H47L48 102V98L49 99H51L49 96H44L43 97V99L42 100H46V102L44 101L43 103H41L42 102V100H40L39 99V101H41L40 103H38L39 101H37L38 99H36L35 100V103L33 104L32 102H31V98L33 97H31V95H34V94H29L30 96H28V98L30 97V99L28 100V99H26V97H24L23 95L22 96H20L23 92H22V90H20L19 92H22V93H19L20 95L18 96V91L17 90H19L18 88L19 87H23V86H25V84H22V83H25L24 81L23 82H21L19 79V81L21 82H19L18 81V83H20V84H18V85H21V86H19L18 88H17V86L15 87L14 85V87L12 86V87H10L9 85H5L4 84V86H3V88L1 89V90H3V92L5 93L6 91L8 92V91H10V92H14L15 91V88H16V92H14V93H12L11 94V97L13 96V98H12V101L10 102V104H9V102H8V104H7V102H6V100L7 99H9V94H8V96L9 97H6L5 99L6 100H0L1 101V105H0V108L2 107V105H5V103H6V107H2V108H5V110L7 111V115L6 116H8V119L10 118V117H12V118H14V117H16V119L14 118V119H9V121L8 120H6V124H4V126H3V123L1 124L0 123V171H2V173L0 172V175L2 174L3 175V173H5V171H6V173H7V175L8 174H10L9 176H6L5 174V176L7 177V179H4V178H6L4 175V177L1 175L0 176V200L3 202L2 203V205H1V202H0V205L3 207H0V209H6V217H4L5 216V214H4V216H3V214L0 212V214L2 215V217H0V232L1 233H3L4 235H5V233L6 234H8L9 233V230H6V229H8V228H12L13 226H15V224H17V225H20V224H32V223H37L38 221H39V219H40V217L41 216H45L46 214H47V217H49V215H48V211H50L49 212V214H51V210H49L50 208H49V206H50V202H52V197H53V195H56L55 193H57L56 191H55V193H53V192H43V191H34V192H31V193H28L27 195H25V196H22L21 195V197H20V195L19 196H17V197H19V198H17L16 197V199L15 200H13L14 198V196H13V194H14V192H15V190H16V185H15V182H24L25 180H26V178L28 177V179H30L31 177H37V178H40V176H38L39 174H40V172L41 171H43V169H45L46 168V170H44L45 172L47 171V170H49V168H52V170H53V168L55 167V165L56 164H58V162L59 161H62L63 162V160H64V163H66L65 162V160L66 159H68L69 157H72V159H74V157L78 154V155H80V156H84L86 159H88V158H93L94 156H95V153H97L98 151L99 152H102L103 150L104 151H106L107 150V154H109V156L111 155H116V156H118L119 155V150H120V148H122V153H124V152H126V150H128L129 151V142H131V143H133L132 141H135V137H137L138 135L141 137V135L142 136H144V134L146 133V135H147V129L148 130H151V129H153L154 131H162V133L163 134H165V135H167V133H168V136H166L167 137V139H169L168 141H170V140H172V141H170L169 143L167 142V146H170V145H172V144H174L175 142L177 143V144H179L180 142H179V140H181L182 138H183V135H182V137H181V133H180V135H179V133H177V132H181V130H182V127H179V125H181V123L183 124V126H184V130L185 131H182V134L184 133H186V129H185V127H187V130L188 131H190V132H188L187 131V138H188V134L190 133V134H192L193 133V135H194V137H193V139H195V140H192L190 137V134H189V140L191 141V143H189V144H187V143H184L183 141H185V140H187V141H189L185 136H184V138L183 139H185V140H181L184 144L182 145V142L180 143V145H181V149L182 150H180L179 151V153H180V155H181V157L179 156V158L178 159H180L181 158V160H179L180 161V164H179V166H177L178 167V169L176 168V167H172V166H169V167H167V168H163V170L159 173V172H157L156 174H155V176H154V178H157V180H155L154 178V180L153 179H151V180H153V184H154V187H155V185H156V187L157 188H155V189H153L154 191L152 192V193H148V194H146L145 192H143V193H141L140 194V196H141V199H139L138 201H136V202H129V203H126V204H124L125 206H121V210H123L124 211V213H123V211H122V213H123V215H120V217H117V218H115V217H113L111 214H106L105 215V217H101V218H96L97 219V221L95 220V222L93 221L92 222V220H86L85 222H83L84 224L86 223V225L85 226H87V228H88V226H90L89 227V229L90 228H92L93 230H89V229H86L85 227V229L86 230H84V228L83 229H80L81 227H78V228H76V229H74V232L76 233H78V234H80L79 236H76V234H72L73 236V238L71 237H69L70 239V242H72V241H74V239L76 240V237L78 238H80V236L81 237H83V238H88L89 236L90 237H92L93 238V236L95 237H97V238H99V239H102L101 237H103V238H105L108 234H109V236H108V238H110V237H113L112 235L110 236V234H114V236H119L120 235V237H123V238H125V239H121L122 241H120V243L122 244V245H126V243L128 242V243H131V241H133L132 240V238L134 237L135 238V240L137 239L136 238V235L137 234H139V230H140V233H141V231L143 230H146V228H147V230H148V227L150 228H152V227H157V226H155L157 223L160 225V224H162V221H166V220H168V219H171L172 218V220H174V219H176L177 217L178 218H183V217H185L187 214L189 215V213L187 212V214H184V213H186L185 211H188L189 210V208H188V206H187V204H186V202H185V200L187 199V198H189V199H191L190 200V202H193V200L198 196V194H196V193H198V191H196V189H198V187L197 188H194V186L196 187V186H200V192H199V194H201V192L203 193V194H201V195H203L204 196V194H205V192H206V190L208 191V192H206V195L209 193L210 195H208V197L207 198H204L205 200L206 199H208V200H206V202H205V200H204V203H209L210 205H212L211 204V202L213 201V207L215 206V208H210V205L207 203V205L206 206H204L203 204V206L202 207H204V208H206L207 210V212L204 210V213L206 212L207 214H208V216H210V219L213 221V224H211V225H209V226H204V225H202V229H203V226L205 227L204 229H203V231L201 232V234L200 235H193V236H187V235H185L184 237H183V239H181V237H176V238H174L175 237V235L172 233V232H170L171 233V235H172V239H171V237L168 239V236H165V238L161 241V243L160 242H158L159 244H155V246L157 247L158 246V248H152V249H154L152 252H151V248H148V250L149 251H146V254H145V257H143V258H141V259H138L137 261L136 260H134L136 263H132L133 261L132 260H124V261H122V262H118L117 264H164L167 260H168V258H170L169 259V261H168V264H176V262H172L173 260H175L176 258H177V256L176 255H178L179 254V252H181V251H184L187 247H190V245H191V247H194V246H203V249L202 250H205V251H209V252H207V253H205L206 254V257H205V260H199V262L201 261V263L202 264H240V262H242V261H246V262H244V264H253L252 262H254L253 261V259H256L257 257H260L261 255H262V257L261 258H259V260L257 259V260H255V262L258 264V262H259V264H263L264 263V260L263 261H261L262 259H263V256H264V213H262L261 211H260V207L255 203V202H253V204H256V205H253V204H251V207H250V210L252 211V209L253 208H255V206H256V209H253V212H250V211H248L249 210V208L247 209V211H245V212H243L242 213V216L241 217H239V218H233L232 220H231V223H228L229 221H230V219H228L227 220V217H225V213H226V216H227V210L229 209L228 207L230 206L229 205V199H231V190H233V188H234V185L235 184H237V185H239V183L241 182V181H243L244 179H242V180H240V181H237V183H234L235 181H236V177H237V180H238V178L239 177H243V173H245V175H246V177H247V175H248V177L246 178L249 182L248 183H250V184H254V185H258V186H260V183H261V186H263V184H264V137L262 138H258V137H260L261 135H260V132H259V130L262 128V129H264L263 128V126H264V116L262 117V113H263V115H264V102H262V101H264L263 100V98L262 97H264L263 95H261V94H258L257 96H262V97H260L259 96V98H261V99H259V98H257V96H256V98L257 99H255L253 102H251L250 100H247L246 102H245V100H244V98H243V96H240V97H242L241 99L239 98V97H237V101H239V100H241L242 102L244 101L246 104L245 105H247V104H249V106L252 108V103H254V107L251 109L248 105V107H246L245 105L243 106V108H235L239 103L237 102V101H235L236 100V98H234V99H232V101H234V102H237V104H235V106L233 105L230 109H227V112H228V115L227 114H225V109H224V111L222 112V110H221V114L222 113H224L223 114V116H220L219 117V119H218V115H221L220 114V112H219V114L218 113H214L215 114V116H212V115H214V114H209V117L206 119V118H204V117H206V115H204V116H201L200 115V110L201 109H199V107H198V105L196 106L195 104H193V105H195L197 108H198V112H199V116L201 117V119L203 120V127L206 129V127L205 126H210L209 125V123L212 125V128L213 129H215V130H219V127H223L224 128V124H222V123H224L225 122V119L230 115V113H232V111L234 110V111H236V110H243V111H245L247 108V110H249V108L253 111L252 112V115H253V113H255L254 115H256V116H259L261 119H262V121L261 122H259V123H261L263 126H261V124H259V126H260V129L258 130V125H257V127H256V125L255 124H253V126L254 127H256V129H254V131L252 130L253 129V127L251 128V126H250V128H249V130L252 132V134H253V136L252 137H254V138H256V139H254L252 142V144H251V141L250 140H252V138L250 139H245V138H242L241 140V142H243V140L245 141L246 140V142L247 141H250V145H251V147L252 146H254L253 147V149L252 150H249V151H247L246 152V149L248 150V146H247V144L246 143H244L243 144V146H245L244 148H245V151H244V148L242 147V145L240 146V150L241 151H239L238 149V146L241 144V142H240V140H238L239 139V136H238V134H233V135H230L229 133L227 134V135H225V131H223V128H220V132L218 131V133H217V131H215V130H212V128H211V130H210V127L208 128V126H207V135L208 134H211L212 133V135H209L210 137H212L211 139H212V143H213V145H212V143H207V142H202V141H200V142H197V138H198V140H201L199 137H197V136H199V135H202V136H204V134L206 133L205 131V133L204 132H202L201 131V127H202V125L200 126L198 123H201L200 121L201 120H199L198 118H200L198 115V117H195V115H196V113H197V111H195L196 109H194V110H192L193 108H195V107H192V108H190V106L189 105H186V103H184V102H187V101H193L192 99H194V97H196V96H194L195 95V93L193 94V90H195V91H200L199 89H201V88H199V87H201L200 85H204L205 83L204 82H202V78L201 79H194V76H195ZM253 75V76H252ZM122 76V75H121ZM141 76V77H140ZM197 76V75H196ZM195 76V77H196ZM248 77L249 78V80H248V78H246V77ZM123 77V76H122ZM121 77V78H122ZM127 77H128V79H127ZM191 77V76H190ZM95 78H97V77H95ZM131 78V79H130ZM137 79H139L138 77H136ZM135 78V79H136ZM178 78V77H177ZM226 78V77H225ZM225 78H223V81L225 80ZM228 79H229V77H227ZM226 78V79H227ZM237 78V79H238ZM242 78V79H241ZM246 78V79H245ZM260 78V79H259ZM98 79H100V77L98 78ZM110 79V78H109ZM117 79H120V76H119V78H118V76H117ZM117 79H115L114 78V80H116V83L118 82V84H120L121 82L119 81V80H117ZM123 80H124V78H122ZM134 79V80H135ZM136 79V80H137ZM188 79V80H187ZM94 80V78L92 79V81ZM112 80H113V78H112ZM156 80V81H155ZM194 80H196L195 82H196V84L195 85H197V86H194L193 85V82H194ZM199 80V81H198ZM200 80H201V82L202 83H204V84H202L201 82H200ZM244 80L245 81H247V82H244ZM95 81V82H96ZM107 81H111V80H108V78L106 79V82ZM122 81V80H121ZM132 81V83H133V85H134V82L135 81H133V80H131ZM173 81H175V84L176 83H178V84H174V82ZM217 80H214V82H216ZM17 82V81H16ZM31 82V83H30ZM113 82V81H112ZM123 82V81H122ZM180 82H181V84L182 85H184V84H186L188 87L186 88H182V87H184V86H186V85H184V86H182L181 84H180ZM199 82V83H198ZM116 83H112L114 86L116 85ZM125 83V82H124ZM123 83V84H124ZM136 83H137V81H136ZM191 83H192V85H191ZM201 83V84H200ZM241 83V84H240ZM245 83H246V85H245ZM94 84H97L96 86H100V89H102V85H103V89L102 90H100V89H98L97 90V88H95V86H94ZM111 83L110 82H108V85H110ZM122 84V86L121 87H123L124 88V85ZM128 84H131V83H127V85ZM166 84L168 85V86H166ZM180 84V85H179ZM199 84V85H198ZM121 85V84H120ZM119 85V86H120ZM126 85V84H125ZM132 85V84H131ZM137 85H138V87H137ZM158 86H159V83L157 84ZM157 85H155V86H157ZM250 85V84H249ZM246 86L247 88L248 87H250V86ZM9 86V87H8ZM113 86V87H114ZM117 86L118 85H116L115 87L117 88ZM147 86H149L150 88H151V90H150V88H149V90L150 91H148V93H145L144 94V92H146L147 91ZM157 86V87H158ZM161 86H160V88H161ZM191 86V87H190ZM193 86V87H192ZM236 86H234L235 88H237ZM76 87H77V84H76ZM79 87V86H78ZM77 87V88H78ZM109 87V86H108ZM195 87H197L198 88V90H197V88H195ZM243 87V88H244ZM244 88V89H246L247 90V88ZM12 88H14V89H12ZM71 88V87H70ZM95 88V89H94ZM99 88V87H98ZM120 88V87H119ZM127 88L128 89H131V92H133V93H131L130 94V90H128L127 92L125 91V90H127ZM159 88V87H158ZM157 88V89H158ZM168 88V89H167ZM195 88V89H194ZM203 88V87H202ZM237 88V89H238ZM10 89V90H9ZM22 89V88H21ZM72 89H74V88H72ZM71 89V90H72ZM76 89V88H75ZM190 89H192V90H190ZM250 88H248V90H249ZM12 90V91H11ZM70 90V91H71ZM119 91L120 93H117V94H115V95H117V96H115V95H113V96H115V97H117L116 99H117V101L119 102L120 101V98H122L121 100L123 101V103H121L122 101H120V104H124L123 106H121L120 107V104L117 102V104H118V106L116 105V102H114V101H116L115 99H114V101H113V99L112 98H114V97H112V93H114V92H116V91ZM123 91V93H121L122 91ZM133 90V91H132ZM186 90L187 92H184V91ZM203 89H201V91H202ZM23 91H24V88H23ZM75 91V90H74ZM117 91V92H118ZM138 91V92H137ZM141 93H140V92ZM183 91V92H182ZM194 91V92H195ZM200 91V92H201ZM26 94H28V91L26 90ZM73 92V91H72ZM71 92V93H72ZM75 92V93H76ZM89 92V94L91 95V93ZM109 92H110V90H109ZM135 92V93H134ZM170 92V93H169ZM177 92V93H176ZM191 92H192V94H191ZM200 92L199 93H196V95L197 94H200ZM236 92V91H235ZM16 93V94H15ZM74 92H73V94L70 96V98H75V99H77L78 98V96H77V94H75ZM128 94V95H126V94ZM139 93V94H138ZM168 95H167V94ZM202 93V92H201ZM237 93H239V92H236L234 95H237V96H239V94H237ZM1 94H2V91H1ZM0 94V95H1ZM24 94V93H23ZM67 94L69 95V93L67 92ZM75 94V95H74ZM134 94H135V96H134ZM142 94H144V96H146V95H148L147 97H149L150 99V101H151V99H152V101H154L153 102V106H154V108H156L157 107V109H158V107H159V109L157 110V111H155L156 113V115L154 114V109H153V106L151 107V106H149V108H146V106H147V104H146V106H145V102L143 103L144 104V107H142L143 105H142V102L140 101V103H139V100H143V101H146L148 98L147 97H144ZM155 94V95H154ZM174 94V95H173ZM177 94H179V96H177ZM189 94V95H188ZM7 95V94H6ZM106 95H107V97L108 96H110V97H106ZM136 95H137V97H136ZM165 95V96H164ZM173 95V96H172ZM181 95V96H180ZM234 95H232V98H233V96ZM5 96V95H4ZM77 96V97H76ZM128 96V97H127ZM130 96H132L133 98H131ZM141 96H143L144 98H145V100L141 97ZM157 96V97H156ZM170 96H171V99L172 100H170L169 98H170ZM183 96V97H182ZM190 98H189V97ZM193 98H192V97ZM1 97V96H0ZM25 98V101L27 100L28 102H25L22 98ZM80 97V96H79ZM81 97H80V99H81ZM100 97H101V99H100ZM127 97V98H126ZM160 97V98H159ZM162 97V98H161ZM167 97V98H166ZM169 97V98H168ZM228 97H230L231 98V95H228L226 98H228ZM235 97V96H234ZM2 98H4V97H1L0 99H2ZM131 98V99H130ZM137 100H135V99ZM139 98H141V99H139ZM147 98V99H146ZM186 98H187V100H186ZM192 98V99H191ZM229 98V99H230ZM238 98H239V100H238ZM21 99H22V101H24V104H23V102L21 101ZM79 98H78V100H80ZM97 99V97L95 98V100ZM108 99L110 100V101H108ZM161 99V101H159ZM165 99V100H164ZM188 99H191V100H188ZM259 99V100H258ZM86 100V99H85ZM88 100H86V101H88ZM97 100V101H98ZM103 100V101H104ZM129 100V101H128ZM131 100V101H130ZM156 100H157V103H156ZM162 100H164V101H162ZM176 100V101H175ZM261 100V101H260ZM81 101H83V100H81ZM114 102V104H113V106L111 105V102ZM126 101V102H125ZM132 101L135 103H133L132 105H131V103H132ZM148 101V100H147ZM150 101H148L149 102V104L150 105H152V102H150ZM174 101V102H173ZM228 101H231V100H227V102ZM240 101V102H241ZM260 101V102H259ZM14 104H13V103ZM15 102H16V104L17 105H15ZM73 101L71 100V105L73 104L72 103ZM84 102V101H83ZM110 102V103H109ZM112 102V103H113ZM161 102V103H160ZM164 102V103H163ZM170 104H169V103ZM179 103V104H173V103ZM191 102L189 103V104H191ZM225 102H226V100H225ZM243 102V103H244ZM248 102V103H247ZM255 102H256V105H255ZM259 102V103H258ZM25 103H26V105H25ZM28 103V104H27ZM30 103V104H29ZM88 103V102H87ZM130 103V104H129ZM137 103H139L140 105H141V107H142V109H141V107H139V106H137ZM165 103H166V105H165ZM168 103V104H167ZM193 103V102H192ZM224 103V102H223ZM243 103H241V104H243ZM251 103V104H250ZM261 103H262V105H261ZM13 104V105H12ZM48 104V105H47ZM54 104H55V102H54ZM96 104V105H95ZM104 104V105H105ZM126 104V105H125ZM129 106H128V105ZM159 104V105H158ZM162 106H161V105ZM171 104H173V105H171ZM182 104V105H181ZM13 106V110L14 111H16L15 113H14V111L12 112V113H14L13 114V116L12 115H10L9 114V112H11V108L9 107V106ZM23 105V106H22ZM34 105V106H33ZM36 105V106H35ZM42 105H43V107H42ZM51 105H52V107H51ZM56 105V104H55ZM94 107H93V106ZM114 105H116L115 107H114ZM175 105V106H174ZM177 105V106H176ZM179 105V106H178ZM192 105V106H193ZM227 105V104H226ZM15 106H17V110L18 109H20V110H18V112H17V110H15L16 109V107ZM28 106V107H27ZM99 107V109H98V107ZM103 106V105H102ZM124 106H126V107H124ZM136 106H137V108H136ZM165 106V107H164ZM167 106V107H166ZM174 106V107H173ZM239 106H241L240 104H239ZM263 106V107H262ZM33 107V108H32ZM35 107V108H34ZM47 107V108H46ZM113 107V108H112ZM138 107L140 108V109H138ZM153 109H151V108ZM164 109V110H162V108ZM178 109H177V108ZM224 107V106H223ZM227 107V106H226ZM236 109H234V108ZM6 108H8V110L6 109ZM24 108V109H23ZM43 108L45 109V110H43ZM59 108V109H58ZM72 108V107H71ZM90 110H89V109ZM119 108V109H118ZM121 108V109H120ZM135 108V109H134ZM171 108V109H170ZM175 108H176V110H175ZM225 108V107H224ZM228 108V107H227ZM25 109H28V110H25ZM30 109V110H29ZM36 110V112H35V110ZM50 109H52V110H50ZM89 111H91V112H89L88 113V110ZM95 109V110H94ZM101 109V110H100ZM113 109V110H112ZM146 109V110H145ZM150 109V110H149ZM166 109H168V111L169 110H171L170 112H167L166 111ZM189 109H191V110H189ZM232 109V110H231ZM263 109V110H262ZM3 109H1L0 110V117H2L3 116V113H1V111H2ZM4 110V111H5ZM49 111L48 113H47V111ZM97 110V111H96ZM110 110V111H109ZM153 111V114H152V112L150 113L149 111ZM160 110V111H159ZM162 110V111H161ZM174 111V113H173V111ZM229 110V111H228ZM230 110H231V112H230ZM238 110V111H239ZM27 111V112H26ZM59 111V112H58ZM63 111V112H62ZM64 111H66L67 113L65 114V112ZM68 111H70V112H72L73 114H71L70 112H68ZM83 111H85V113L83 112ZM87 111V112H86ZM93 111V112H92ZM114 111V113H112ZM144 111H146L147 113L149 112L150 113V115H148L146 112H144ZM181 113H180V112ZM243 111H242V113H243ZM255 111V112H254ZM29 112V113H28ZM61 112V113H60ZM95 112H96V114H95ZM116 112H117V114H116ZM138 112V113H137ZM162 112V113H161ZM166 112V113H165ZM175 112L177 113V112H179V113H177L176 115H175ZM241 112V111H240ZM240 112H238L237 113V111H236V113H234L233 115L235 116H238V115H240V114H242V113H240ZM249 112V113H248ZM90 114V116L89 117H87V114ZM94 113V114H93ZM112 113V114H111ZM170 113H172V114H170ZM211 113V112H210ZM240 113V114H239ZM246 113V112H245ZM244 113V114H245ZM251 112L250 111H247V113L246 114H250ZM18 114H20V115H18ZM30 117H28L27 115ZM30 114V115H29ZM53 114L55 115V116H57V117H53ZM81 114H82V116H81ZM111 114V115H110ZM115 114V115H114ZM139 116H138V115ZM142 114V115H141ZM145 114V115H144ZM147 114V115H146ZM165 114V115H164ZM238 114V115H237ZM15 115V116H14ZM19 117H17V116ZM49 115V116H48ZM77 115V116H76ZM91 115H93V116H91ZM133 115V116H132ZM135 115V116H134ZM183 115V116H182ZM186 117H185V116ZM225 115V116H224ZM252 115H250V116H252ZM22 116V117H21ZM27 116V117H26ZM51 116V117H50ZM65 116V117H64ZM74 116H76L75 118H74ZM81 116V117H80ZM132 116V117H131ZM142 116V117H141ZM151 118H150V117ZM153 116V117H152ZM177 116V117H176ZM178 116H179V118H178ZM192 116H194V117H192ZM211 116V117H210ZM227 116V117H226ZM21 117V118H20ZM35 117H37V118H35ZM47 117H48V120H46L47 119ZM54 118V120H53V118ZM69 117V118H68ZM70 117H72V118H70ZM80 117V118H79ZM91 117V118H90ZM117 117V118H116ZM133 117H135V119H133ZM190 117V118H189ZM213 117V118H212ZM214 117H215V119L218 121V122H216V120L214 119ZM223 117H226V118H224V121L222 122V118ZM35 118V119H34ZM64 118V119H63ZM89 118V119H88ZM94 118V119H93ZM114 118V119H113ZM116 118V119H115ZM142 118V119H141ZM146 120H145V119ZM157 118H159V119H157ZM164 118V119H163ZM166 118V119H165ZM183 118V119H182ZM197 118V121H199V122H197L196 120H194V119H196ZM210 118H212V119H214V123H212L211 121H209V122H207L208 124H206L205 122L206 121H208V119L210 120ZM58 119V120H57ZM68 119H70V120H68ZM86 119V120H85ZM91 119V120H90ZM132 119H133V121H132ZM180 119V120H179ZM182 119V120H181ZM16 120V121H15ZM22 120V121H21ZM29 120V121H28ZM50 120V121H49ZM53 120V121H52ZM61 120H63V121H61ZM67 120V121H66ZM73 120H74V122H76V124L73 122ZM76 120V121H75ZM79 120V121H78ZM119 120V121H118ZM126 120V122L124 123V124H126V126L124 127L126 130L125 131H123V130H121L120 129V131H122V132H120L119 131V127H120V125H122L123 123H119V122H124ZM147 120H149V121H147ZM151 120V121H150ZM163 120V121H162ZM169 120V123L167 122ZM171 120V121H170ZM183 120H184V122H183ZM188 120V121H187ZM191 122H197V123H191ZM206 120V121H205ZM220 120H221V122H220ZM2 121V120H1ZM0 121V122H1ZM31 121V122H30ZM35 121V122H34ZM37 121V122H36ZM48 121V122H47ZM51 121H52V123H51ZM70 121V122H69ZM82 121V122H81ZM92 121V122H91ZM118 121V122H117ZM141 121H143V122H141ZM145 121V122H144ZM166 121V122H165ZM3 122V121H2ZM5 122V121H4ZM60 122H62V123H60ZM66 122V123H65ZM73 122V123H72ZM79 122H80V124H79ZM90 122H91V124L92 125H89L90 124ZM114 122V123H113ZM179 123L180 122V124H175V123ZM190 122V123H189ZM37 123V124H36ZM69 123V124H68ZM89 123V124H88ZM116 123V124H115ZM119 123V124H118ZM128 123V124H127ZM132 123H133V125L134 126H132ZM148 123V124H147ZM153 123V124H152ZM159 123H162V124H159ZM11 124V125H10ZM38 127L39 125V127L41 128H37L35 125ZM43 125V127H42V125ZM47 124H48V127H47ZM61 124L62 125H65L66 124V126H65V128H64V126L62 127L61 126ZM115 124V125H114ZM142 124H144V125H142L143 126V131H142V127H141V125ZM152 124V126H150V125ZM157 124H158V126H157ZM170 124V125H169ZM173 124H175L174 125V127H173ZM187 124L189 125V124H195L194 126H193V128H192V126L191 125H189V127L187 126ZM196 124H198V125H196ZM206 124V125H205ZM223 126H222V125ZM34 125V126H33ZM56 125V126H55ZM71 125V126H70ZM76 126V129H75V127L74 126ZM79 125V126H78ZM136 125H138V126H136ZM146 125V126H145ZM160 125V126H159ZM176 125H178V127L180 128V130H179V128H177V127H175ZM217 128H214V126ZM238 125H240V124H238ZM50 126H51V128H50ZM59 126H61V127H59ZM70 126V127H69ZM73 126V127H72ZM85 127V128H87V129H85V128H83V127ZM91 126V127H90ZM129 126V127H128ZM130 126H132L131 128H130ZM164 126V127H163ZM171 126V127H170ZM199 126H200V128H199ZM8 127V128H7ZM9 127H11V128H9ZM30 127V128H29ZM36 127V128H35ZM46 127V128H45ZM54 127H55V130H54ZM57 127V128H56ZM69 129H68V128ZM122 127V126H121ZM137 127H141L140 129L139 128H137ZM147 129H146V128ZM149 127L151 128V129H149ZM160 127H162V130H159V128ZM167 127H170V129L169 128H167ZM198 128V135L197 136H195L196 134V132L194 133V128L195 129H197ZM202 127V128H203ZM241 127H243V126H240V128ZM42 128H44V129H42ZM47 128H49L48 130H47ZM59 128V129H58ZM63 128V129H62ZM71 128V129H70ZM81 129V131H79L80 129ZM110 128H115V130H118L119 132H120V134H122V135H120V136H112V138H113V140H111L110 141V139H109V137H111V135L110 134H118V132L116 131V133H114V129H112V130H110ZM123 128V129H124ZM134 128V129H133ZM165 128H166V130H165ZM171 128H173L174 130H172ZM191 128V129H190ZM239 128V127H238ZM34 129H35V131H36V133H35V131H34ZM56 129H57V131L58 132H56V133H54L55 131H56ZM61 129V130H60ZM67 129V130H66ZM75 131H74V130ZM85 129V130H84ZM131 129H133L132 131H130ZM161 129V128H160ZM167 129H169L171 132L173 131H175L174 133H176V137L175 138H173L172 137V135L174 136V133L172 132V135H171V132L169 131V130H167ZM176 129H177V131H176ZM190 129V130H189ZM193 129V130H192ZM11 130V131H10ZM18 130H19V132H18ZM30 130V131H29ZM40 130V131H39ZM43 130V131H42ZM50 133V134H48V132ZM53 130H54V132H53ZM66 131V132H68V130H70V132H69V134H70V136L71 137H69L68 135V133H66V135H65V137L66 136H68V138L67 139H74V136L73 135H76L77 133V131H78V134H79V132H81L80 134H83L84 133V137H85V135L87 136L88 135V138L89 137H91V140L93 139L92 138V136L93 137H95L94 139H93V141H90V139L89 140H84V139H87L86 137L83 139L84 140V142L82 143V141H81V143H79V142H77L76 144H75V142L74 141H76L77 139H72V141H73V143L75 144V145H77L78 144V147L76 148V147H74V148H76L74 151H73V149H72V151L71 150H68L69 148L67 147L66 149L64 148V145L66 144L65 143V141L67 140H62L63 138H65L63 135L65 134H63V135H61V136H63V138H60V133L59 132H61V131ZM73 130V132L75 133V134H73L72 135V133H71V131ZM128 130V131H127ZM146 130V131H145ZM258 130V131H257ZM32 131V132H31ZM95 131L96 132H100V134L99 133H97L98 135H101V134H103V135H101V136H99V138L100 139H102V138H104V142H101L100 141V143L102 144H98L99 142L96 140V138H98V137H96V136H98L97 134H95ZM138 131V132H137ZM140 131H142L141 133H140ZM145 131V132H144ZM210 131H214V132H210ZM221 131H223V132H221ZM19 133V137H18V133ZM23 132V133H22ZM28 132V133H27ZM29 132H31V135H30V133ZM83 132V133H82ZM144 132V134H142ZM192 132V133H191ZM216 132V134L217 135H215V134H213V133H215ZM264 131H262V133H263ZM25 133H27V134H25ZM33 133H35V134H33ZM62 133V132H61ZM128 133V134H127ZM132 135H134V136H132ZM136 133H138V135H136ZM141 135H140V134ZM220 133H224L223 135H225V136H221V134ZM236 133H238V132H236ZM256 133H258V136H257V134ZM21 134V135H20ZM23 134V135H22ZM38 134H40V137H39V135ZM57 134H59V137L58 136H56ZM68 134V135H67ZM116 134V135H117ZM163 134H162V136H163ZM11 137H10V136ZM26 135V136H25ZM28 135V136H27ZM42 135V136H41ZM44 135H45V137H44ZM119 135V134H118ZM124 135V136H123ZM128 135H130V136H128ZM146 135H145V137H146ZM161 135V134H160ZM178 135V136H177ZM192 135V136H193ZM234 135H236V136H234ZM255 135V136H254ZM14 136V137H13ZM21 136V137H20ZM38 136V137H37ZM50 136H53V138L51 139L50 138ZM56 136V137H55ZM77 136V138L79 137L78 135H76ZM75 136V137H76ZM81 136V135H80ZM108 137V139H105V138H107ZM139 136H138V138H139ZM227 136V137H226ZM232 138H231V137ZM234 136V137H233ZM263 136H264V134H263ZM41 137H43V138H41ZM131 137V138H130ZM133 137V138H132ZM145 137H141L142 139L143 138H145ZM171 137V138H170ZM238 137V138H237ZM2 138V139H1ZM11 138V139H10ZM13 138V139H12ZM22 138L24 139V140H22ZM79 138H83V135L81 136V137H79ZM78 138V139H79ZM111 138V139H112ZM228 138H229V141H228ZM18 139H19V141H18ZM40 139V140H39ZM59 139H60V141H61V144L59 143ZM100 139H98V140H100ZM115 139V140H114ZM130 139V140H129ZM174 139V140H173ZM175 139H179L178 141L177 140H175ZM213 139H214V141H213ZM227 139V140H226ZM231 139V140H230ZM11 140H13V141H11ZM43 140V141H42ZM52 140V141H51ZM108 141V142H106V141ZM235 140L237 141V144H235V143H233V142H235ZM4 141V142H3ZM15 141V142H14ZM20 141H22V142H20ZM57 141V142H56ZM79 141H80V139H79ZM110 141V142H109ZM187 141H185V142H187ZM193 141V142H192ZM197 143H196V142ZM226 141H227V143H226ZM8 142V143H7ZM12 142V143H11ZM67 142V141H66ZM70 142V141H69ZM107 144H106V143ZM172 142H174V143H172ZM196 143V144H194V147L193 146H191V144L192 143ZM221 142H222V144L223 145H219V144H221ZM240 144H239V143ZM5 143V144H4ZM7 143V144H6ZM15 143V144H14ZM23 143V144H22ZM38 145H37V144ZM56 144V146H54L55 144ZM71 143V142H70ZM70 143H68L69 145H70ZM204 145H203V144ZM217 143V144H216ZM234 145H233V144ZM54 144V145H53ZM67 144V145H68ZM92 144H95V145H92ZM126 144H127V146H126ZM129 144V145H128ZM216 144V146H215V148L213 147L212 148V146H214ZM227 144L230 146H227ZM246 144V145H245ZM62 145H63V148H62ZM68 145V146H69ZM73 145V144H72ZM123 145V146H122ZM125 145V146H124ZM191 146L192 148L190 149V148H188V149H186L187 147L186 146ZM193 145V144H192ZM210 145H212V146H210ZM219 145V146H218ZM237 145V146H236ZM40 146V147H39ZM49 146V147H48ZM66 146V145H65ZM174 146V145H173ZM187 150H184V148ZM197 146V147H196ZM223 146V147H222ZM235 146V147H234ZM95 147H96V149H95ZM103 147V148H102ZM120 147V148H119ZM127 148L126 150H124V152H123V148ZM211 147V148H210ZM220 147H221V149H220ZM231 147H233L232 149H231ZM48 148V149H47ZM124 148V149H125ZM208 148H210V149H218L219 151L221 150L222 152H220L219 153V151L218 150H216V152H218L219 154H218V157H222V158H218L217 157V168L216 169H214V170H210V171H200L199 170V165H200V159H202V158H200V157H202L201 155H202V153H203V150H207ZM224 148H225V150L226 149H228V152L227 151H225L224 150ZM236 148H238V149H236ZM38 149H41L42 151L40 152V151H38V152H40V153H38L37 152V150ZM119 149V150H118ZM199 149H200V152H199ZM203 149V150H202ZM243 149V150H242ZM46 152H45V151ZM67 150V151H66ZM97 150V151H96ZM191 150H195V151H191ZM196 150H197V152L198 153H196ZM202 150V151H201ZM232 150V151H231ZM233 150H234V152H233ZM235 150H237L236 152H235ZM103 151V152H104ZM181 151H182V153H181ZM185 151V152H184ZM191 151V153H189V152ZM251 151V152H250ZM113 152V153H112ZM224 152V153H223ZM227 153V155H226V153ZM43 153H46L47 154V158L45 159V155L42 154ZM111 153V154H110ZM223 153V154H222ZM54 154V155H53ZM184 154V155H183ZM185 154H187V155H185ZM191 154V155H190ZM197 156H199V157H197ZM27 155H29V158H28V156ZM113 155V156H114ZM179 155V154H178ZM193 155H194V157H193ZM232 155V156H231ZM27 156V157H26ZM53 156V157H52ZM55 156V157H54ZM227 156H229L228 158H225V157ZM187 157V158H186ZM191 157V158H190ZM34 160H33V159ZM54 158V159H53ZM58 158V159H57ZM198 158V159H197ZM47 159H50V161L49 160H47ZM57 159V160H56ZM222 159V160H221ZM30 160H33V162H31ZM192 160H193V162H192ZM219 160H221V161H219ZM30 161V162H29ZM35 161V162H34ZM36 161H37V163H36ZM183 161H184V163H183ZM188 161H189V164H188ZM194 161L196 162V163H194ZM259 161V162H258ZM55 162V163H54ZM62 162H60V164L62 163ZM263 162V163H262ZM33 163V164H32ZM52 164V165H51ZM191 164V165H190ZM195 164V165H194ZM255 164H257V166L255 165ZM259 164V165H258ZM261 164H263V166H262V168L260 167V165ZM185 165V166H184ZM190 167H189V166ZM194 165V166H193ZM52 166V167H51ZM54 166V167H53ZM192 166V167H191ZM228 167V168H227ZM256 169H255V168ZM259 167L261 168V172L263 173V175L261 174V173H259L260 171H258L259 170ZM48 168V169H47ZM173 168V169H172ZM188 168H189V170H188ZM230 168H231V170H230ZM175 169V171H173ZM195 169H196V171H195ZM226 169V170H225ZM12 170H14V171H12ZM27 170V171H26ZM190 170L192 171L191 172V174H190ZM7 171H9V172H7ZM12 171V174L10 173ZM29 171V172H28ZM121 171H123V170H121ZM180 171V172H179ZM221 171L223 172V173H225L226 175V177L224 176V174H222L221 173ZM241 171V172H240ZM258 171V172H257ZM17 172V173H16ZM21 172V173H20ZM24 172V173H23ZM31 172V173H30ZM116 172L118 173V170H116ZM136 172H139V171H136ZM142 172V171H141ZM198 172V173H197ZM229 172V173H228ZM237 172H238V174H237ZM239 172L240 173H242L241 174V176H238L239 175ZM14 173H15V175H14ZM19 173V174H18ZM28 173V174H27ZM116 173V174H117ZM134 173V172H133ZM187 175H186V174ZM118 174H120V172L118 173ZM117 174V175H118ZM121 174H122V176L124 175L125 176V179H126V181H123L124 183H126V184H128L129 185V187H135V185H136V187H137V185H140V183L138 184V182H143L144 181V177H143V175H144V173H142V174H140V177H141V175H142V177H143V179L142 178H138L139 176H137V180H136V178H135V176L134 175H132V172H128L127 170H125V172H124V174L121 172ZM138 174V173H137ZM159 174V175H158ZM219 174V175H218ZM220 174H222V175H220ZM18 175V176H17ZM21 177H20V176ZM117 175H116V177H117ZM145 175H146V173H145ZM229 175L230 176H232L231 178H233V180L231 179V178H229ZM31 176V177H30ZM105 176V175H104ZM119 176V175H118ZM124 176H123V179H124ZM146 176H148V175H146ZM163 176V177H162ZM187 176V177H186ZM190 176V177H189ZM2 177H3V179H2ZM8 177L9 178H11L10 180V182H9V179H8ZM26 177V178H25ZM101 177V176H100ZM107 177V179H108V182L109 183H111V184H113L114 182V185L116 184V181H115V177H114V175H113V172L112 173H110V174H108V175H106L104 178H106ZM120 177V176H119ZM161 177V178H160ZM183 177V178H182ZM184 177H186L187 178V180H186V178L184 179ZM235 177V178H234ZM241 177V178H242ZM262 177V178H261ZM13 178V179H12ZM18 178V179H17ZM150 178H152V176H150ZM150 178L148 177L147 179L148 180H150ZM193 178V179H192ZM100 179H102V177L100 178ZM107 179H105L106 181H103V182H105L104 183V185L105 184H107L108 185V182H107ZM158 179H160V181L158 180ZM163 179V182L161 181ZM195 179H197V181L195 180ZM245 179V180H246ZM253 179V180H252ZM16 180V181H15ZM117 180V179H116ZM222 180V181H221ZM230 181L231 182V184H230V182L228 183L227 181ZM7 182V184H6V182ZM119 181L120 182H122V179L120 178L119 179ZM135 181H137V182H135ZM157 181H158V183H160L161 182V185H159V187L157 186L158 184H157ZM187 181V182H186ZM259 181V182H258ZM263 181V182H262ZM188 182H191V183H188ZM196 182V183H195ZM201 183V185H200V183ZM205 183V185H204V183ZM222 182V183H221ZM225 182H227L228 184L225 186L226 187V189L224 188V190H223V188L221 187V185H223V183H225ZM245 182H247V181H245ZM119 183V182H118ZM117 183V184H118ZM135 183H137V184H135ZM196 185H195V184ZM220 183V184H219ZM163 184V185H162ZM183 184V186H180V185H182ZM186 184H188L187 186H186ZM191 184V185H190ZM194 184V185H193ZM208 184V185H207ZM234 184V185H233ZM216 185V186H215ZM217 185H219V186H217ZM110 186V185H109ZM112 186V188L114 189L115 187H113V185H111ZM116 186V185H115ZM120 186V185H119ZM118 186V187H119ZM184 186H186V187H184ZM192 188V186H193V188L191 189V190H193V192L192 191H190V187ZM201 186H202V188H201ZM210 186H213V187H210ZM233 186V187H232ZM107 187V186H106ZM123 187H124V184H123ZM179 187H182V188H179ZM188 187V188H187ZM207 187H209V188H207ZM108 188V187H107ZM111 188V187H110ZM110 188H108V190H110V192L109 193H113V192H111V190H112V188L110 189ZM130 188V189H131ZM174 188V189H173ZM176 188V189H175ZM184 188H186V189H189L187 192H188V195L191 193V196L189 195V197H187V196H184V195H187V192L184 194ZM204 188H206V189H204ZM18 189V188H17ZM106 189V188H105ZM135 189V188H134ZM169 189H171V191L172 192H174L175 194H176V197L179 199V196H181L180 198L181 199H175L176 200V203L174 202L173 204H171L172 202H173V200H174V198H175V194L174 193H172ZM177 189H179V191L182 193V195L180 194V195H178V192L179 191H177ZM63 190H65V189H63ZM107 190V191H108ZM115 190V189H114ZM204 190H205V192H204ZM213 190V191H212ZM215 192L214 193V195H216V196H218V197H216V196H214L213 198H212V194L210 193V192ZM18 192V191H17ZM115 192V191H114ZM59 193V192H58ZM169 193H172V194H174V198H173V195L171 194V196L169 197L168 196V194ZM192 193H194L195 194V196H194V198L192 197L194 194H192ZM18 194H19V192H18ZM4 198H3V197ZM7 196V197H6ZM12 196V197H11ZM166 196H168L169 197V199L166 197ZM203 196H201V197H203ZM210 196H211V198H210ZM165 199H164V198ZM185 197H187L185 200H184V198ZM192 197V198H191ZM205 197V196H204ZM13 198V199H12ZM22 198V199H21ZM29 198H31V199H33V200H31V199H29ZM35 198V199H34ZM37 198V199H36ZM39 198V199H38ZM42 200H41V199ZM43 198H46V200H49V203H47L46 202V204H47V207H46V205L44 206V202L46 201L45 199H43ZM161 198V199H160ZM173 198V199H172ZM227 198V199H226ZM26 200V201H24V203H21V202H19V200ZM166 199H168V201L166 200ZM170 199H172V201L170 200ZM193 199V200H192ZM201 199V198H200ZM217 199H218V201H217ZM18 200V201H17ZM27 200H29V201H27ZM38 200H40L41 202H39ZM45 200V201H44ZM156 200V201H155ZM164 201V202H162L163 204L166 202V204H164V206L162 205V207H160V208H162L161 210H159V209H155V207H157V206H155V204H157V203H159L160 201ZM180 200H181V202H180ZM184 201V204H185V206H183V201ZM210 200V201H209ZM236 200V195H235V199H234V201ZM18 203H17V202ZM38 201V202H37ZM44 201V202H43ZM178 201V202H177ZM187 201H189L188 199H187ZM233 201V202H234ZM14 202H16V203H14ZM28 202V205L26 204ZM168 202H170V204L168 203ZM190 202H188V205L189 204H191ZM217 204H216V203ZM219 202V203H218ZM227 202H228V204H227ZM21 203V204H20ZM30 203H32V204H30ZM35 203V204H34ZM42 203H43V206H42ZM19 204H20V207H19ZM23 204H24V206H25V208L28 210H25V208H24V206H23ZM30 204V205H29ZM37 204V205H36ZM160 204V203H159ZM159 204H157V205H159ZM218 204H221L224 208H226V206H227V208H226V210L225 209H223V207L222 206H220V205H218ZM227 204V205H226ZM17 205V206H16ZM27 205V206H26ZM35 205V206H34ZM40 205V206H39ZM161 205V204H160ZM192 205V204H191ZM191 205H189V206H191ZM216 205H218L217 206V208H216ZM16 206V207H15ZM37 206V207H36ZM187 206V210H185L184 211V209H186L185 207ZM209 206V207H208ZM220 206V207H219ZM28 207V208H27ZM31 207V208H30ZM35 207V208H34ZM44 207V208H43ZM46 207V208H45ZM154 208V211H155V213H153L154 211H152L153 209H150V211L148 210V208ZM259 207V208H258ZM37 208H39V210L37 209ZM41 208V209H40ZM49 208V209H48ZM180 208H181V210H180ZM210 208V209H209ZM220 210H219V209ZM25 211H24V210ZM36 209H37V211H39L37 214H36ZM44 209V210H43ZM46 209V210H45ZM211 209H213V211L211 210ZM222 209V210H221ZM32 210V211H31ZM43 210V211H42ZM48 210V211H47ZM149 212H148V211ZM191 210V209H190ZM190 210H189V212H190ZM209 210V211H208ZM210 210L213 212V213H211L210 212ZM217 211L218 210V213H219V215H217L216 213H215V211ZM152 211V212H151ZM158 211H161L160 213H158ZM223 211V212H222ZM32 212V213H31ZM150 212L153 214H150ZM176 212H177V214H176ZM181 212V213H180ZM132 213L134 214L135 213V215H132ZM150 214L149 216L147 215V214ZM158 213V214H157ZM179 213V214H178ZM224 213V214H223ZM245 213H246V215H245ZM249 213H251V215L249 214ZM253 213V214H252ZM254 213H257V214H254ZM36 214V215H35ZM136 214H138V219L137 220H139L140 221V223H143L142 224V226L144 227L143 229H142V226H141V228H140V223H139V221L138 222H136V218H137V215ZM144 214H146L145 216H144ZM207 214H205V216L207 215ZM214 214H216V215H214ZM244 214V215H243ZM247 214H248V216H247ZM41 215V216H40ZM140 215V216H139ZM143 215V218L145 217V219L143 220V222H141V220H142V218H141V220H140V217ZM172 215V216H171ZM180 215V216H179ZM36 216V217H35ZM43 216V217H44ZM130 216H132L133 218H135L134 220H135V222H134V220L133 219H131L132 217H130ZM135 216V217H134ZM146 216H148L147 217V221H145L146 220ZM164 216H165V218H164ZM168 216H169V218H168ZM171 216V217H170ZM245 216V217H244ZM253 216V217H252ZM34 217H35V219L37 220V222H36V220L34 219ZM39 217V218H38ZM42 217V220L44 219V218H46V216L43 218ZM127 217H130V219H131V223H130V219L129 218H127ZM221 217V218H220ZM4 218V219H3ZM11 218V219H10ZM12 218H13V220H14V218H15V220L17 221H15L16 223H13L14 221L12 220ZM34 219V221L32 220V219ZM161 218V219H160ZM209 218V217H208ZM217 218H219L218 219V221H217ZM246 218V221L244 222L243 220ZM11 221H10V220ZM21 219H23V220H21ZM31 219V220H30ZM92 219V218H91ZM128 219V220H127ZM151 219V220H150ZM162 219H164V220H162ZM235 219V220H234ZM239 219V220H238ZM28 221V222H25V221ZM99 220V221H98ZM160 220V222H157V221H159ZM215 220L217 221V223L215 222ZM7 221V223H8V225L10 224V222H11V224L12 225H10V226H8L7 225V223H5ZM18 221H20L21 223L20 224H18ZM90 221L92 222L90 225H88L89 223H90ZM151 221V222H150ZM156 221V222H155ZM212 221H211V223H212ZM236 221H240L239 223L238 222H236ZM31 222V223H30ZM89 222V223H88ZM122 222L124 223V222H126V225L125 226H127V224L129 223V225L131 224V226H132V228H130L129 227V229H127V227H123V225H122ZM128 222V223H127ZM145 222V223H144ZM163 222V223H164ZM166 222H168V221H166ZM165 222V223H166ZM222 222H223V224H222ZM234 222V223H233ZM244 222V224H241V223H243ZM83 223H81V224H83ZM88 223V224H87ZM134 223V224H133ZM152 223V224H151ZM154 223H156V224H154ZM235 223H238L237 225H238V227H237V225L235 224ZM14 224V225H13ZM81 224H79V226L81 225ZM125 224V223H124ZM157 224V225H158ZM239 224H240V226H239ZM136 225H138V227H139V229H137L136 227ZM149 225V226H148ZM151 225V226H150ZM222 225V226H221ZM247 225L248 227H245V226ZM221 226V227H220ZM243 227V229L245 230V232L242 234L243 235V237H242V235L240 234V231L242 230V227ZM82 227H83V225H82ZM209 227V228H208ZM223 227V228H222ZM136 228V229H135ZM150 228V229H151ZM221 228V229H220ZM248 228V229H247ZM247 229V230H246ZM94 230H95V232H94ZM97 230V231H96ZM130 232H129V231ZM135 230H137V231H135ZM205 230V231H204ZM223 230H225V231H223ZM73 232V233H74ZM106 232H107V234H106ZM206 233V235H205V233ZM216 232V233H215ZM102 233H103V235L104 234H106V235H104V236H102ZM214 233V234H213ZM3 234H1L0 236H3ZM33 233L32 232H24L23 233V235H25V236H28V235H32ZM208 234V235H207ZM216 234V235H215ZM231 234V235H230ZM219 235V236H218ZM229 235H230V239H229ZM238 235V236H237ZM241 237H240V236ZM196 236H198V237H196ZM205 236V237H204ZM207 236H208V238H207ZM226 236H228L227 238H226ZM186 237H188V238H186ZM203 237V238H202ZM218 237L219 238H221L222 240H219L218 239ZM223 237V238H222ZM234 237V238H233ZM83 238H81V239H83ZM133 238V239H134ZM166 238H167V240L169 241H167L166 242ZM180 241H179V240ZM196 239H198V241L196 240ZM205 239V240H204ZM231 240V241H229V240ZM2 240H3V237H2ZM79 241H80V239H78ZM209 240H213L214 242H212V241H209ZM236 240V241H235ZM5 241V242H4ZM6 241H8L7 243H6ZM179 241V242H178ZM209 241V242H208ZM217 241V242H216ZM225 241H226V243H227V246H226V243H225ZM228 241V242H227ZM241 241V242H240ZM3 242L4 243H6V244H2V246H1V244H0V246L3 248V250H2V248H0V250L2 251V252H5L6 250V252H9L10 250V253L13 255V256H16L17 254H16V252H19V250H23V247L24 246H19V248L17 247V245H14L13 246V244L12 245H10V242H9V240L7 239L6 240V236H4V240H3ZM126 242V243H125ZM199 242V243H198ZM223 242V243H222ZM237 242H239V243H237ZM167 245H170V246H167ZM219 243V244H218ZM234 243V244H233ZM10 246H9V245ZM64 244V243H63ZM68 244H69V242H67L66 244H64L63 246H61L62 244H60V245H57L55 248H59V249H61L62 247L64 248L65 246L67 247L68 246ZM190 244V245H189ZM202 244H204V245H202ZM207 244H208V246H207ZM211 244V245H210ZM231 244V245H230ZM8 245V246H7ZM161 247H160V246ZM215 245H216V247H215ZM218 245H221V246H223L224 248H222L221 246H218ZM240 245H242L241 247H240ZM259 245V246H258ZM8 247L9 249H7L6 248V250L4 251V247ZM16 246V247H15ZM109 246V245H108ZM186 246V247H185ZM204 246H206V247H204ZM211 246V247H210ZM237 246H239V247H237ZM254 246L256 247V246H258V247H256L255 249H257V250H255V249H253L254 248ZM12 247V248H11ZM15 247V248H14ZM65 247V248H66ZM166 247V248H165ZM182 247V248H181ZM217 247L219 248V247H221V249L219 250V251H217L218 249H217ZM229 248V253H228V250H227V248ZM232 247V248H231ZM16 248H17V250H16ZM22 248V249H21ZM55 248H53V249H55ZM62 248V249H63ZM160 248H161V250L163 251H161L160 250ZM163 248V249H162ZM205 248V249H204ZM210 250H209V249ZM213 248H214V250H213ZM237 248V249H236ZM53 249L52 250H50V251H52L53 252ZM158 249V250H157ZM208 249V250H207ZM223 249V250H222ZM224 249H225V251H224ZM258 249H260L261 250V252H262V249H263V252H262V254L260 255L259 253H261L260 252V250H258ZM213 250V251H212ZM232 250V251H231ZM233 250L234 251H236L237 252V250H239L237 253L236 252H233ZM251 250H255V251H257V253H258V251H259V255L256 257V258H253V259H249L248 261V263H247V260L245 259L246 258V252L248 253V251H250L251 252ZM14 251V252H13ZM24 251V250H23ZM55 251H56V249H55ZM58 251V250H57ZM56 251V252H57ZM157 251V252H156ZM169 251V252H168ZM179 251V252H178ZM210 251H211V254H210ZM215 251V252H214ZM227 251V253L228 254H226L225 252ZM1 252V253H2ZM51 252V253H52ZM159 252H162L161 254L159 253ZM218 252V253H217ZM231 252H232V254L233 255H231ZM240 252H241V254H240ZM20 253V252H19ZM18 253V254H19ZM50 252H48V254L46 253L45 254V256H43V258H40V260H39V262L37 263V264H40V263H42L43 261H45V259L46 258H48L46 261H48L49 260V257H52V255L51 254H49ZM54 253V252H53ZM52 253V254H53ZM167 253V254H166ZM224 253H225V255H224ZM234 253H236V254H238V257L236 256V254L234 255ZM242 253L244 254L245 253V255H243L242 256ZM3 254L4 253H2V256H3ZM6 254V253H5ZM4 254V255H5ZM7 255V256H11V257H13L12 255ZM16 254V255H15ZM157 254H159V255H157ZM174 254V255H173ZM215 254V255H214ZM218 254H220V255H222L223 257V260H222V258H220L221 256L220 255H218ZM251 254H252V252L250 253V254H247L248 256H251ZM255 254H256V252H255ZM1 255V254H0ZM47 255V256H46ZM163 255V256H162ZM227 255V256H226ZM239 255H241V256H239ZM209 256V258H210V261H209V259H207V257ZM219 256V258H217ZM237 258H236V257ZM245 256V257H244ZM247 256V257H248ZM6 256H4V258H5ZM212 257V258H211ZM217 258V259H213V258ZM233 257V258H232ZM243 257V258H242ZM3 258V257H2ZM165 258V259H164ZM167 258V259H166ZM172 258V259H171ZM236 258V259H235ZM144 259V260H143ZM164 259V260H163ZM204 259V258H203ZM232 259H233V261H232ZM244 259V260H243ZM261 259V260H260ZM140 260V261H139ZM213 260V261H212ZM242 260V261H241ZM128 261H132L131 263L130 262H128ZM143 261V262H142ZM146 261V263H144ZM164 261V262H163ZM206 261V262H205ZM209 261V262H208ZM229 261H230V263H229ZM171 262V263H170ZM198 261H193L192 263L190 262V263H188V264H198L199 263ZM215 262V263H214ZM219 262V263H218ZM255 262H254V264H255ZM263 262V263H262ZM201 263H199V264H201ZM166 264V263H165ZM177 264H179V263H177ZM184 264H186V263H184ZM242 264V263H241Z\"/></svg>",
  "mask_w": 264,
  "mask_h": 264
}]
</instances>
